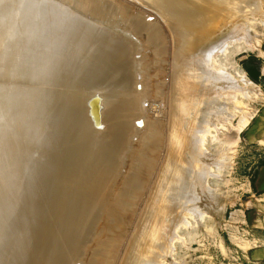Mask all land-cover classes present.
I'll return each mask as SVG.
<instances>
[{"label": "rangeland", "instance_id": "obj_1", "mask_svg": "<svg viewBox=\"0 0 264 264\" xmlns=\"http://www.w3.org/2000/svg\"><path fill=\"white\" fill-rule=\"evenodd\" d=\"M26 1H28V3L30 2V1H33V2H43V3H45V5H49V3H50V6L49 7H51L52 6V8H53V6L55 5L56 7H58L57 6V4L59 5V8H58V10H56V9H53V10H56L57 11V13H58V11H62V14H64V12L65 13H67V15H68V11L67 10H70L69 11V13L71 14V15H77L78 16V18L80 19V21H81V17H82V20H84V17H87V19L86 20H88L89 21V23H88V21H86V20H84V21H81V23H84V22H87L86 23V25L87 26H90V28H91V31L92 32H89V36L91 35L90 33H93V30L92 29H94V31L96 30V31H98V32H100L99 30H97V29H99V28H101L102 26H104V29L106 28L107 30H104L103 29V33H106L107 35H109V37H113V38H118L119 37V35H121L120 37H121V39H120V37H119V39H120V41L122 42V40L125 42L128 38V41H126L125 43H128L129 41H132L131 42V44L133 45V50H134V46L136 45V49L138 48V47H144V48H138V49H141L142 50V53L140 54V52H136V49L134 50L135 52H136V54H133V53H135L133 50H130V52L129 53H131L132 51V53H131V55L132 56H134V58H132V57H130V64H128V65H131V69L130 70H137L138 71V68H139V66H140V68H141V72H136L135 73V78H130L129 76H130V74H131V76H133L134 77V73H132V71L130 72V70H128L129 68L127 67L126 69L129 71V72H126L127 70L126 69H123V71H122V69H121V71H119L120 72V74L121 73H123L124 72V74H125V72H126V75H128V76H125V78H130L131 79V81L129 82V83H127L126 85H128V87H127V89H130V87L132 88L131 90H133L134 91V89H135V92H137V93H135L134 92V94H135V98L137 97H140V98H138L139 99V101L140 102H138V101H133L132 99H131V95H132V92H131V90H130V92L129 91H126L127 93L129 92L130 93V95H129V93H128V96L130 97V100H129V102H128V100H126V99H129V97L126 95V96H123L122 94H124V93H126L125 92V90H124V93H121L120 91L122 90V89H124L125 87H121V89L120 88H116V86H121V85H116V84H114V83H112V82H110V84H108L109 82H107L106 83V81H104L105 83H103V82H101V85H102V87L105 89V90H103L102 88H101V85L99 84V82L97 81L98 79L97 78H95L94 77V75H93V73H91L89 70H86V71H82V70H80L79 69V71H78V69L75 71V72H73L72 74H71V76H69L68 77V80H69V82H68V80H67V82H61L60 84H59V88H58V85H56L57 87V89H58V93H59V97H58V99H56V100H53V99H46V101H44L45 102V104H46V102H49L51 105L48 107L47 106V108H46V110L45 111H41L40 110V106L42 107V108H45L46 106L45 105H43V104H41L40 102H39V97H40V91L38 90V88H37V90L34 88L35 86H36V83L34 84H32V85H34V87L33 86H31V88H27V86H26V83H24L25 84V86L24 87H21L22 88V91H21V95H22V100H21V102L22 101H24V103H23V107H22V113L21 114H19L18 113V119H23V118H25V117H23V116H25V115H28L27 117V119L29 120L28 122H30L31 124H32V122H34V129L37 131V133L39 134V133H41V131H48V133H46L45 135H41L40 134V136H38V134H36L35 136H27V134L29 133L28 131H31V127H29L28 128V125L26 124V125H24V126H22V128L20 127V129L18 128L19 126H17V124H15V123H13V126H14V128H15V134H13L11 137H13L14 139H12V138H10V141H9V148H12V146H14L12 149H14V151H18V150H20V149H22V146L24 147V145H26V146H28L29 145V147H28V149H29V151L32 149H34L33 150V152H32V150L30 151V152H32V153H29V155L26 157V158H24V157H21V158H17V157H19V155L15 158L16 160L14 161L13 159V156H14V154H12L13 152V150L11 149V151H9V150H7L6 152L7 153H5L7 156H6V158H7V161L4 163V167H3V170L1 169V171L0 172H2V171H4L5 172V176H2L3 175V173L4 172H2V178H1V180H0V183H2L1 181H3L4 180V182H6L5 180H7V182H9L10 184H8L9 186H11L12 187V184L14 183L15 184V186L14 187H12L13 188V191H12V196L10 195V190L8 191L7 190V186L8 185H6V183H4V185H6V186H4L3 185V183L2 184H0V193H2V194H0L1 196H0V249L1 250H3L2 252H1V250H0V256H1V258H0V264H37L38 263V261L37 260H39V263L38 264H60V261H62L63 263L62 264H66V261H65V259H67V264H71L72 262H73V264L75 263V264H264L263 263V261H264V218L260 215V211H264V198H261V195H260V193H261V191H257L256 189H255V187H254V181H255V175H256V171H257V168L260 166V165H262V164H264V0H258V1H256V0H251V1H253V2H251L250 0H232V2L233 3H231V2H229V3H231L230 5H232V6H235V8L236 9H238V6L240 7V4L241 3H239V2H242V1H246V2H243V3H247V4H249L248 2H250V4H252V3H254L256 6V9H253V11L251 12V13H249V14H247V15H245L246 16V18H245V16H241L240 18L239 17H234V23H235V25H236V23H241V26H243V27H245V29L244 28H242L241 29V31H239V34H241L242 35V32L244 31V33H243V36H242V38L241 37H239V38H236V39H231V43L229 42V45H228V49H227V51H225L224 52V55H222V54H219V59H217V56L215 57H213V58H216V59H213V62L215 63L214 64V71H215V67H216V72H211V70H212V68H211V70H210V68L209 67H212V66H209L208 68H209V74L210 75H212L211 73H213L214 74V76H216V78H218L219 76V78L221 79L222 77V75H221V71H220V68H221V70L223 71V72H226L225 70H229L230 68H229V66H232V70L230 69L229 71H228V73L226 72V73H222V74H224V76L227 74V76L229 77H227L228 79H229V81H230V84H229V82H228V79L225 81V77H224V80L222 79L221 81L220 80H217V82L216 81H213L212 83H211V81L212 80H207V79H205V77H204V79L206 80V81H208L210 84L207 86V84H208V82H204V80H203V76H204V74H205V72H206V70H207V66H206V70L204 69V73L202 72V68L204 67V65H200V66H203V67H200V69L198 70V71H194V73L196 72V74L197 75H202V79H201V83H200V78H199V80H198V82L199 83H197L196 84V86H195V84H194V82H193V85H194V87L191 89V87L190 86H188L187 87V90L189 89L190 91L189 92H185L186 94H188V96H193V98H192V100H195L196 99V97H197V99H199V100H195L194 102H196V103H194L195 105L197 104V102H198V105L201 107V111H200V108H199V111H197V108L198 107H196V109H195V107H194V104H193V101L191 102H189L188 103V105H185V106H183V107H181L182 108V110L184 109L185 110V114H183V116H182V119H183V117H184V119L183 120H185L184 122H183V120L181 121V122H179L180 124H181V126H184V127H181L180 126V124H178V121H177V119H178V117H176V118H174L173 120H174V122H175V120H176V122L177 123H173V120H171L172 119V117H175V116H172L171 115V117H169L170 116V114H172L173 112V115L174 114H177V112H178V110L176 111V108L178 109V102L177 101H175V100H177L178 99V97L176 98V94H175V96L173 95V93H175V90L177 89L176 87H174V83L176 82V84H177V79H176V77H178V76H176L177 74H180L181 73V71H180V73L178 72L179 71V69L178 70H176V67L177 68H179L178 66H175V61H174V57H175V59H177L178 58V56H176L178 53L180 54V52H182L180 55L182 56V55H184V53H183V51H184V49H182L181 51H179L180 49V47H179V45H178V43L177 42H179V40L181 39V38H183L182 37V33H186V24H187V22H184L185 23V25H183L182 27L184 28V31H182L183 29H182V27L181 28H179L181 25H182V23L183 22H181V24L179 23V27H178V23H177V25H174V27H173V30H174V32L172 33V30H171V32H170V28L168 29V27L167 26H165L166 24H164L165 22L163 21V18H162V16L159 14V12H156L157 10H155L154 8H152L151 6H153V5H151V4H149L150 6H148L147 4H145L144 3V1H143V3L142 2H138V0H123V2H122V0H106L108 3H106L105 2V0H99V1H101V4H102V2L104 1L108 6L106 7L105 6V3H103L104 4V6H105V8H104V6H102V5H100V2H98V0H97V2H96V0H92L91 1V3H89L90 2V0H88V3L86 4V5H84V3H86L87 1L86 0H72V1H74V2H72L71 0H67V1H63V0H61V2H60V0H57V1H54V0H26ZM49 1V2H48ZM52 1V2H51ZM71 1V2H70ZM79 2V4H78V7H77V3ZM93 1H94V3H93ZM109 1H112V3L111 2H109ZM116 1V5L114 4V2ZM121 1V3H122V5H120V3H118V2H120ZM128 1L130 2L129 4L132 6L133 5V7H131L129 4H127L128 3ZM139 1H141V0H139ZM231 1V0H230ZM258 2V4L256 3V2ZM261 1V2H260ZM47 2V3H46ZM53 2H58V3H53ZM77 2V3H76ZM82 2H84L83 4H82ZM95 2H96V4H99V5H97V6H94L93 4H95ZM150 2V1H149ZM52 3H53V5H52ZM60 3H61V5H60ZM71 5H70V4ZM76 4V6H75V4ZM124 3V4H123ZM132 3H134V4H132ZM239 3V4H238ZM65 4L67 5V6H65ZM68 4H69V6H68ZM74 4V5H73ZM84 6H82V5ZM90 4V7L88 6ZM95 4V5H96ZM113 4H114V6H113ZM249 4V5H250ZM260 4V5H259ZM64 7H66V9L65 8H63V6ZM92 5V6H91ZM123 5H124V9H123ZM128 5V6H127ZM79 6L80 7H83V10L84 9H86L87 10V12H89V13H87L86 12V10H82V8H81V10H80V8H79ZM86 6H88V7H86ZM94 6V7H93ZM101 6H102V8H104L105 10V12L104 11H102L103 9H101ZM111 7V9H108V7ZM116 6V10L119 12V14H120V12H122V10H124V12H122L121 14L123 15V16H121V14L119 15V14H115L114 12H116V10L115 9H113L114 11L113 12H111V10H112V8L113 7H115ZM117 6H119V8L117 7ZM122 6V7H121ZM130 6V7H129ZM237 6V7H236ZM56 7H54V8H56ZM61 7V8H60ZM68 7L70 8V9H68ZM71 7H73V8H71ZM75 7H76V9H75ZM99 7V8H98ZM109 7V8H110ZM122 9H121V8ZM127 7L128 8H130V9H127ZM141 9H140V8ZM143 7V8H142ZM14 8V7H13ZM63 8V9H62ZM77 8H78V11H77ZM91 8V9H90ZM97 8L99 9V12H100V14H99V12L98 11H95V10H97ZM128 10H126V9ZM131 8L132 9H135L136 10V13H134L135 12V10H134V12H133V15H131L132 14V12H131V14H130V10H131ZM137 8V9H136ZM231 8H233V7H231ZM233 9V11L235 10L236 11V9ZM261 8V9H260ZM59 9H61V10H59ZM118 9H120V10H118ZM142 9H144L145 11H143ZM202 9H203V7H202ZM66 10V11H65ZM72 10H75L74 12H76V14L74 13V12H72ZM88 10H91V11H88ZM93 10H94V12H93ZM138 10H142L141 12L140 11H138ZM259 10H261V11H259ZM12 11H15V9H12ZM79 11H81L82 12V14L84 13V12H86V14H80V16L77 14V12L78 13H81V12H79ZM127 11V12H126ZM133 11V10H132ZM146 11H147V13H146ZM231 11H232V9H231ZM10 12V11H9ZM91 12V13H90ZM95 12H97V14L95 13ZM103 12V13H102ZM109 13V15H110V13H112V15L111 16H108V13ZM117 12V13H118ZM126 12V13H125ZM138 12H139V14H138ZM143 12V13H142ZM11 13V12H10ZM9 13V14H10ZM60 14H61V12H59ZM74 13V14H73ZM92 13H94V14H96V17H95V15L94 14H92ZM236 13V12H235ZM234 13V14H235ZM255 13V14H254ZM61 14V15H62ZM88 14V15H87ZM92 14V15H91ZM114 14L116 15L115 17H114ZM130 14V15H129ZM136 14H138L139 15V18H137V23H135L134 22V19L136 18V17H138V15H136ZM149 14V15H148ZM82 15V16H81ZM84 15H86V16H84ZM91 17H90V16ZM97 15L99 16H101L102 17V15H104L103 16V18H100V16L97 18ZM118 15V16H117ZM127 16V17H125V16ZM135 15H136V17H135ZM148 15V16H147ZM63 16V15H62ZM61 16V17H62ZM69 16V15H68ZM76 16V17H77ZM109 18H107V17ZM133 16V17H132ZM64 17H67L66 16V14H65V16ZM90 17V18H89ZM112 17H114V20H113V18ZM117 17H118V19H117ZM124 17V18H123ZM128 17H130L131 18V20L134 22H132L131 20H130V18H128ZM149 17V18H148ZM63 18V17H62ZM94 18V19H93ZM95 18L97 19V20H99L100 22L98 23L97 22V20H95ZM100 18V19H99ZM121 18V19H120ZM125 18H127V20H128V22L130 21V23H128L127 21H126V19ZM141 18V19H140ZM245 18V19H244ZM91 19V20H90ZM102 19V20H101ZM104 19H107L106 20V22L104 21ZM112 20V22L111 23H114V21H115V23L117 24V25H115L116 26V29L114 28V26H113V28H114V30L112 29V27H110V21L109 20ZM117 19V20H116ZM123 19V20H122ZM124 19H125V21L126 22H123L124 21ZM142 19L144 20V21H142ZM222 19H224V16H223V18ZM246 19H247V21H246ZM24 20V19H23ZM93 20V21H92ZM121 20V21H120ZM136 20V19H135ZM139 20H141V23L140 22H138ZM227 20V19H226ZM225 20V21H226ZM105 22L104 24H103V22ZM107 21H108V23H107ZM119 21H120V25H119ZM159 23H158V22ZM243 21H244V23H243ZM246 21V22H245ZM21 22V21H20ZM95 22H96V24H95ZM122 22V23H121ZM133 24H132V23ZM145 23V25L143 26V28H142V23ZM148 24H150V25H146L147 23ZM227 22H229V21H227ZM227 22H225V24L223 25V26H227L228 24H227ZM91 23H94V24H92L93 26H91L90 24ZM97 23L98 24H100L101 25V27L99 26V25H97ZM125 25H124V24ZM126 23H128L127 25H126ZM138 23H139V26H137L138 25ZM143 23V24H144ZM153 23H155V26H154V24ZM156 23H158V24H156ZM183 23V24H184ZM190 23V22H189ZM188 23V24H189ZM89 24V25H88ZM105 24H107V26L105 25ZM109 24V25H108ZM129 24H131V25H129ZM135 24V26H133ZM137 24V25H136ZM160 24V25H159ZM188 24H187V28H188ZM246 24V25H245ZM84 25V24H83ZM85 25V26H86ZM96 25H97V29H96ZM112 25H114V24H112ZM129 25V26H128ZM99 26V27H98ZM120 26H123V27H121L122 29L124 28V31L126 30V32H125V34L126 35H124V31L122 30L121 31V29H119L120 28ZM125 26V27H124ZM126 26H128V27H126ZM141 26V27H140ZM148 27V29L146 28V27ZM152 26H154L153 28H152ZM156 26L158 27V28H160V29H157V31H156ZM175 26H176V28L179 30V31H177V29H175ZM118 27V28H117ZM131 27H132V29L135 31V30H137V31H135V32H133V30L131 29ZM135 27H139L141 30V32L140 31H138L139 29H137V28H135ZM167 27V28H166ZM248 27V28H247ZM112 30H111V29ZM135 28V29H134ZM144 28H145V30L146 31H148V32H146V31H144ZM109 29V30H108ZM128 29V30H127ZM130 29V30H129ZM155 31V32H153V30ZM162 29V30H161ZM249 29V30H248ZM111 30V31H110ZM118 30H120L119 31V33H116V32H118ZM143 30V31H142ZM160 31V35H159V37L161 38V39H163V40H161V39H157V38H159V37H157L156 35H158L159 34V31ZM166 30V31H165ZM110 31V32H109ZM114 31H116V32H114ZM127 31H128V33H127ZM152 31V33H153V36H152V34L150 33ZM162 31V32H161ZM175 31H176V33H175ZM247 31V32H246ZM122 32V33H121ZM130 32V33H129ZM131 32H133V33H131ZM137 32V33H136ZM143 32V33H142ZM178 32H182L181 33V37L179 36V34L180 33H178ZM83 33V32H82ZM84 33H86L85 31H84ZM108 33H111V34H108ZM112 33H113V35H112ZM135 33V34H134ZM145 33V35L142 37V34H144ZM149 35V33H150V35L148 36L147 34ZM173 35H172V34ZM174 33H175V35H174ZM236 33H238V31L236 32ZM236 33H234V34H236ZM246 33V34H245ZM249 35H248V34ZM118 36H117V35ZM122 34H123V36H122ZM131 34V36H128V35H130ZM133 34V35H132ZM137 34L139 35V37H141V39L143 38L144 39V41H143V39L141 40L138 36H137ZM154 34H156V35H154ZM169 34V36L167 37L166 35H168ZM170 34H171V36H176L177 35V37H180V39H178V41H176V39L174 38V37H172L171 39H170ZM239 34H236L237 36L239 35ZM83 35V34H82ZM88 35H87V33L86 34H84V36H87L88 37ZM135 35V36H134ZM163 35H165V37L162 36ZM145 36H147V38L148 37H156V38H153V39H155V40H151V39H149L148 38V40H149V42L151 43V45H149L150 43L149 42H147L146 40H147V38L145 37ZM248 36V37H247ZM87 37H86V39H87ZM91 37V36H90ZM125 39V38H127L126 40H124L123 38ZM132 37V38H131ZM150 37V38H151ZM176 37V38H177ZM135 38V39H134ZM141 40H139V39ZM137 39V41H135ZM169 41H168V40ZM151 40V41H150ZM157 40L159 41V42H157ZM170 40H171V42H172V40L174 41V43L172 42V44H171V42H170ZM202 40H204V39H202ZM85 41V40H84ZM83 41V42H84ZM142 42V43H140V44H142V45H138L139 44V42ZM145 41H146V43H145ZM160 41H162V42H160ZM205 41H208V40H205ZM205 41H203L204 43H205ZM135 42V43H134ZM144 42V43H143ZM167 42V43H166ZM202 42V44H204ZM147 43H148V45H147ZM160 43H163V44H160ZM164 43L166 44V46H161V45H164ZM155 44H157L158 46L160 45L161 47H159V48H157L158 46L157 45H155ZM174 44H177V45H175L174 46ZM233 44V45H232ZM137 45H138V47H137ZM144 45V46H143ZM147 45V46H146ZM153 45V48L151 47ZM170 45V46H169ZM147 48H146V47ZM174 46V47H173ZM149 47V48H148ZM155 47V48H154ZM163 47V48H162ZM165 47V48H164ZM175 47H177V48H175ZM200 47H202V45L200 46ZM165 50V51H167V52H163V50ZM172 48V49H171ZM85 49V48H84ZM83 49V50H84ZM143 49H144V51H143ZM151 49V50H150ZM153 49V50H152ZM158 49H160L159 51H157ZM174 49V50H173ZM150 51V53H149V51ZM162 50V51H161ZM170 50V51H169ZM179 52H178V51ZM145 51H146V54H145ZM148 51V52H147ZM152 51V52H151ZM153 51H156V54L158 55V53L160 52V54L161 53H163V55H162V58H160V60L158 59L159 57H161V55L160 56H158L157 57V59L159 60H157L156 61V63L157 64H155V62H154V60H156V54H154L155 52H153ZM169 51V52H168ZM186 51V50H185ZM207 51V50H206ZM82 52V51H81ZM144 52V53H143ZM173 54H172V53ZM176 52V53H175ZM178 52V53H177ZM187 52V51H186ZM166 54V57L164 58V55ZM169 53H170V55H173V56H170L169 55ZM204 53H206V52H204ZM203 53V54H204ZM144 54V56H142ZM151 54V55H150ZM154 54V55H153ZM175 54V55H174ZM178 54V55H179ZM218 54V53H217ZM130 55V54H129ZM142 56V58L140 59V60H142L141 61V63L139 62L140 60H139V58ZM148 55H150V57L152 58V60L153 61H151L150 59V57L148 56ZM169 55V56H168ZM188 55V54H187ZM187 55H185L186 57H188ZM221 55V56H220ZM147 56H148V58H149V60H148V58H147ZM153 56H155V57H153ZM180 56V57H181ZM139 57V58H138ZM143 57H146L145 59H143ZM171 58V59H170ZM190 58V61H191V59H192V61L190 62L188 59ZM189 58H187V60L189 61L188 63H187V61H184L185 63H183L181 66H183V67H180L181 69H182V72L184 73V68H186V65L187 64H189V63H191L190 65H192V62H193V64H195V61H193L194 59H196V58H192V57H189ZM224 58V59H223ZM226 58V59H225ZM134 59V63L132 62V60ZM138 59V60H137ZM162 59H165L164 61L166 62L165 64H167L166 66H165V64H163V65H160V64H158V62H160L161 63V61H162ZM168 59H170V60H168ZM172 59H173V61H172ZM186 58H184L183 60H185ZM138 61V64H135V63H137V61ZM143 60L146 62H143ZM167 60V61H166ZM197 60L199 61L200 59L199 58H197ZM196 60V62L198 63V61ZM216 60V61H215ZM218 60V61H217ZM149 61V62H148ZM229 61V62H228ZM151 62V63H150ZM171 62H173V63H171ZM183 62V61H182ZM151 64L150 66H148V65H146L147 67H143V66H145L144 64ZM162 63H163V61H162ZM218 63V64H217ZM228 63H230V64H228ZM141 64V65H140ZM173 64H174V66H173ZM134 65V66H133ZM156 65V66H155ZM209 65H210V63H209ZM229 65V66H228ZM136 66H138L137 68H136ZM153 66H155V69L153 68ZM162 66H165L164 67V69H162L163 67ZM169 66H171V67H169ZM172 66H173V68H172ZM130 67V66H129ZM136 69H135V68ZM158 67H162V68H158ZM225 67H227V69L225 68ZM134 68V69H133ZM139 68V69H140ZM150 68H151V71H150ZM153 68V69H152ZM156 68H158V70H156ZM168 68V69H167ZM205 68V67H204ZM219 69V71H220V74L218 73V69ZM224 68H225V70H224ZM145 69H147V70H145ZM161 69V70H160ZM172 70V75H170L171 73V70ZM125 70V71H124ZM143 70H145V72L146 73H149V75L151 76H149L148 74H146ZM152 70H156L157 71V73L158 74H160V75H158L159 77H161L160 79L159 78H157V79H155V77L157 76L156 74V71L154 72H152ZM163 70V72L161 73V71ZM167 70V71H166ZM173 70H176L175 72L173 71ZM193 71H192V73H193ZM152 72V73H151ZM166 72V73H165ZM178 72V73H177ZM211 72V73H210ZM47 73H49V72H47ZM51 73H53V71H51ZM58 73H61V77H62V72H61V70H59V72ZM141 73H145V74H141ZM154 75V79L152 78V75ZM155 73V74H154ZM170 73V74H169ZM175 73V74H174ZM193 73V74H194ZM200 73V74H199ZM203 73V74H202ZM216 73V74H215ZM139 74V75H138ZM140 74H141V76H140ZM166 74V75H165ZM174 74V75H173ZM217 74H219V76L217 75ZM74 75H76V76H74ZM137 75V76H136ZM181 75V74H180ZM232 76V77H234L235 79H234V81H232V82H235L236 81V85H232V86H227V85H231V80L233 79H231L230 80V76ZM241 75H243V76H241ZM120 76H122V75H120ZM124 76V75H123ZM144 76V77H143ZM146 76V77H145ZM148 76H149V78L151 79H149L148 78ZM162 76H164V77H162ZM171 76H173L172 78V81H171ZM141 77V81H140V78ZM175 77V78H174ZM241 77V78H240ZM76 78V79H75ZM83 78V79H82ZM137 78V79H136ZM144 78V79H143ZM170 78V79H169ZM244 78H246L247 80H249L250 82H251V84H249V88H251L250 87V85H252V90H253V92L251 91V92H248L249 94H247V91H246V93H245V91L243 90V88H241V87H243V81L241 80V79H244ZM71 79H73V80H71ZM97 79V80H96ZM132 79H134V82L136 83V80H137V84H135L134 82L132 83V84H134L136 87H134L132 84H130L131 82H132ZM136 79V80H135ZM155 80V81H153V80ZM159 79V80H158ZM165 79V80H164ZM175 79V80H174ZM240 79V80H239ZM90 80V81H89ZM144 80H146V81H144ZM162 80H164V81H162ZM169 80V81H168ZM213 80H216V79H213ZM75 81V82H74ZM149 81V82H148ZM157 81V83H151V82H156ZM158 81H160V82H158ZM161 81L164 83H162L161 85H159V86H157L158 85V83L160 84L161 83ZM170 81H171V83H170ZM197 81V80H196ZM196 81H195V83H196ZM204 82V87H203V82ZM219 81V82H218ZM222 81H224V83L222 82ZM242 81V82H241ZM90 83V85L92 86H90L89 85V83ZM145 82V83H144ZM167 82V83H166ZM215 82V83H214ZM103 83V84H102ZM171 84V86H170V84ZM205 83H206V88L207 89H205ZM218 83V85H216ZM220 83V84H219ZM88 84V85H87ZM110 85V86H112V85H116L115 86V88L117 89V90H119L120 89V91H118V93H115L114 91H116V90H113L112 91V95H109V98H107V100L104 98V97H106V94H111V88L113 87H110V89L111 90H109V88L106 86L105 87V85ZM141 84H142V86H144L145 88V90H143L142 88V86H141ZM144 84V85H143ZM153 84H155V85H153ZM175 84V85H176ZM201 84V85H200ZM224 85L225 84V86L223 87V86H221V85ZM23 85V84H22ZM38 85V84H37ZM95 85V86H94ZM148 85H150V86H148ZM241 85V86H240ZM61 86V87H60ZM105 92L104 94H105V96L103 97V95L101 94V92H100V88ZM122 86H124V84H122ZM155 86V87H154ZM156 86H157V88H156ZM173 86V87H172ZM199 86V89L197 88ZM204 88H202V87ZM218 86H220V88H218ZM239 86H240V89H239ZM37 87V86H36ZM40 89H43L44 87L42 86V85H40L39 84V86H38ZM43 87V88H42ZM88 87H90L91 89L92 88H97V89H93V90H91V89H89ZM134 87V88H133ZM213 87V88H212ZM225 87H227V88H225ZM236 87V88H235ZM248 87V86H247ZM68 88V89H67ZM98 88H99V90H98ZM106 88H108V92H106ZM136 88H137V90H139L140 92H138L137 90H136ZM141 88V89H140ZM149 88V89H148ZM152 88V89H151ZM153 88L155 89V90H153ZM159 88V89H158ZM169 88H171V89H169ZM173 88H175V89H173ZM208 88H210V89H208ZM26 89V90H25ZM85 89H89L91 92H94L95 90H97V91H95L97 94H98V96H97V94H96V97L98 98L99 97V104H101L102 102H103V104H105L104 103V101H101V100H105L106 101V103L107 102H109V103H117L115 106L113 105V108H108V110H107V107L108 106H110L109 104H107V106L105 107V105H101L100 107H101V109H105V111H106V113H108L109 114V112H110V114L111 113H113L114 115L117 113V115H115V122L116 123H114V125H112L111 126V124H110V121H109V124L110 125H107L108 124V120H110V116H111V121L113 120L114 121V119H113V117H112V115H110L109 117H107L108 116V114H107V118L106 119H108V120H106L105 118H103L100 122V124L102 125V127H99V126H101V125H99V126H94V123L93 122H90L91 120H89L88 122H87V124H89L90 123V127L91 126H93L94 127V129H93V127H91V128H89L90 130H89V134L90 135H92V133H94L95 132V134L93 135V136H90V137H94L95 135H97V132H99V131H101L102 130V132L100 133V134H98L97 136H95V138L96 139H99V141H102V140H104V141H106L107 140V142H110L111 140H112V138L114 137V135H112V133H117L118 135V138L120 139V137H121V142L118 140V148H117V150L116 151H114V153L112 154V156H111V153H108L107 154V156H105L106 155V153H105V155H104V157H102V156H100V160H102L101 162H105V164L107 165L106 167L108 168V166L110 167L111 165L110 164H112V166H115L114 168H113V170L111 169V171H107L106 169H102V167H104L105 166V164H103V163H97V165H96V163H95V160H92V161H94L93 162V167H92V163L91 162H89V161H91V160H87L86 161V163L88 162L89 163V165L91 164V166H89L90 168H91V170L93 169V170H97V169H99L100 171H105V172H107V173H105L104 174V172H103V175H105V177H103V178H105V180L107 179L108 180V182L111 180L112 182H110V185H108L109 186V189H107V184H109L108 182H104V179H102L101 180V178H102V172H100V173H98V171L96 172L95 171V174H92V172H93V170H92V172H91V176L90 177H92V178H90L88 175V177H85V179H87V180H94L95 178H97L98 176V179L100 178V176H101V178H100V182L101 181H103L104 183H100V184H102V186L101 187H104V190L107 192V194H102V193H105V191L103 190V189H101V191L99 192L98 191V193H101L100 194V196H99V194H98V200H91V195H88V197H86L84 200H82V201H80L81 203H80V206H79V204L78 205H76V203L75 202H78L79 200L78 199H76L75 197H77V195L76 196H74L73 198H70V197H72V196H70L69 194L68 195H58V196H52L51 194H50V192L48 191V189H46V186L50 183V185H51V183H53L54 182V180H53V182L52 181H50V180H48V179H46L45 180V178H44V172L42 171V170H40V169H37V167H38V165L42 162V163H45L46 164V162H47V164L48 163H51L52 162V164H54V158H55V164H54V166H57L58 167V169H56L55 168V170H57V173H58V176H59V174H62V169H64V170H67L65 167H69V166H71L70 168L71 169H68L69 171H64V173H63V177H65V175L67 176V174H68V177H70L71 175V173L72 174H75V172H74V170L77 172L76 174H80L81 172H82V170H87L89 167H87L88 165H86V163H83V166L80 168V166H79V164H78V157H76V156H78V154L75 156L76 158H74V155L76 154V152L78 151V144H81V145H83L82 143H84V145L83 146H86V148H87V146L90 144V143H88L89 141H87L88 140V138H90V137H88L89 136V134L87 135L86 134V136H84V135H81L80 136V134H78V133H76V132H74V129H73V132L74 133H72L71 131L72 130H69L68 132L70 133H68L69 135H71V137L73 136V135H75V137H77V138H73V142L71 141L70 142V144H68L67 142H61V140H59V142H56V140H55V142L54 141H51V139H56V137H57V135H58V131L60 130V126H56L55 124H56V122H58L59 120L60 121H65V122H67L68 120H69V117H68V115L66 116L65 115V113L66 114H69V113H71V112H73V111H75L76 109V107L77 108H79L80 109V107L78 106V102H76V98H78V96L79 97H82L84 94H86V93H88L87 91H86V93H83V92H85ZM114 89V88H113ZM148 89V90H147ZM150 89L152 90V92H150ZM156 89H158V90H156ZM168 89H169V91H168ZM194 89H195V91H194ZM231 89L232 90H234V91H231ZM21 89L18 87V88H15V91L16 92H18V91H20ZM142 90V91H141ZM148 92H147V91ZM201 90V91H200ZM211 90V91H210ZM239 90H240V92L241 93H239ZM255 90V91H254ZM103 91H102V93H103ZM144 91H146V92H144ZM153 91H155V92H153ZM159 91V92H158ZM168 93H167V92ZM205 91V92H204ZM36 93V95H37V97L35 96V95H33V93ZM110 92V93H109ZM144 92V93H143ZM149 92H150V94H149ZM171 92H172V94H171ZM197 92V93H196ZM216 92H217V94H216ZM230 92V93H229ZM232 92V93H231ZM244 92V94H245V96H247V99L246 98H244L243 96H241L242 95V93ZM61 93V94H60ZM99 93H100V95H99ZM121 93V94H120ZM139 93H143L145 96H143L142 97V94L140 95V96H138L139 95ZM146 93H148L147 94V96H146ZM153 93H155L154 95H153ZM166 93V94H165ZM211 95H210V94ZM134 94H133V96H134ZM137 94V95H136ZM199 94V95H198ZM228 94V95H227ZM232 96H230V95ZM235 95V97H234V95ZM102 95V99L100 98V96ZM117 95V97L116 98H113V97H115ZM120 95V96H119ZM125 95V94H124ZM162 95H164V96H166L165 97V99H164V96L162 97ZM167 95H169V96H167ZM171 95H172V98H171ZM61 96V97H60ZM84 96H86V95H84ZM83 96V97H84ZM111 96H113V97H111ZM121 96H123V99L121 98ZM107 97H108V95H107ZM125 97H126V99H125ZM128 97V98H127ZM171 98V100L169 101L168 99L169 98ZM174 97V98H173ZM194 97H195V99H194ZM226 97V98H225ZM231 97V98H230ZM241 99L242 97L244 98V99H241L240 101H239V98ZM115 101V99H118V100H116L115 102L112 100V99ZM122 100H121V99ZM134 98V97H133ZM134 98V100H138V99H135ZM1 100L3 99V96H1V98H0ZM109 99V100H108ZM143 99V100H142ZM145 99V100H144ZM174 99V100H173ZM204 99V100H203ZM210 99V100H209ZM217 99H220L221 100V102L224 100V101H228L229 100V103L226 105V106H228L229 104H230V106H228L229 107V111H230V116L229 115H226V116H228V117H226V116H224V114L222 115L221 113H219V114H214V113H211L209 116H210V118L209 117H207L205 120H203V121H201V118L200 117H198L197 118V116H199V114H200V116L203 114V108L205 107V106H211V105H213V106H215V108L216 109H218L219 107H221L220 105L223 103H221V104H219V102L220 101H218V107H216L217 106V104L216 103H214L215 101L217 102ZM53 100V101H52ZM63 100V101H62ZM111 100V101H110ZM126 101V103H128L127 105H131V107H133V109L131 108V107H127V105H126V103H125V101ZM166 100V101H165ZM168 100V101H167ZM175 101V102H173V101ZM68 103H67V102ZM72 101H75V102H73L75 105H77V106H73V104L71 105V106H73V107H75L74 109L73 108H69V104H70V102H72ZM101 101V102H100ZM118 101H119V104H121V106H123L122 108H120V110L119 109H117V110H114L113 112H112V110L113 109H116V107L117 108H119V107H121V106H119L118 107ZM121 101H123L122 103H120ZM172 101V102H171ZM43 102V103H44ZM138 102V104L139 105H137V104H134V103H137ZM142 102V103H141ZM169 104H168V103ZM170 102H171V104H170ZM200 102V103H199ZM213 102V103H212ZM61 103V104H60ZM125 103V104H124ZM225 103V102H224ZM14 104H15V102L14 101H10L9 103H8V108H10L9 106H11V107H14ZM37 104H38V106H37ZM41 104V105H40ZM63 104V106L61 107V105ZM124 104V105H123ZM177 104V105H176ZM26 107H25V106ZM169 105H170V109H171V111H169ZM176 106V107H174V106ZM182 105V104H181ZM35 106L37 107V108H35ZM51 106H52V108H51ZM70 106V107H71ZM87 106H88V103H87ZM125 106V107H124ZM136 106V109H134V107ZM171 106L173 107V108H171ZM225 106V107H226ZM112 107V106H111ZM129 109L128 111H127V108ZM139 109H138V108ZM141 108V109H140ZM143 108V109H142ZM175 108V111H173V109ZM26 109H27V112H26ZM31 109V110H30ZM73 109V110H72ZM100 109V111H103V110H101ZM109 109H110V111H109ZM125 109H126V113L124 114V112L123 111H125ZM194 109H195V111H194ZM49 110V111H48ZM66 110V111H65ZM123 110V111H122ZM131 110H132V113H133V110H135L134 111V114L136 113V114H138L139 116H141V112H142V117H144V116H146V117H144L145 118V120L147 121V122H150V123H147V125L145 124L146 123V121L145 120H143L144 118H141V117H136V116H134L132 113L131 114H129L130 112H131ZM225 110H226V108H225ZM28 111H30V112H28ZM32 111V112H31ZM77 111H78V109H77ZM105 111L103 112V114H102V116L103 115H105L106 113H105ZM116 111V112H115ZM117 111H120V112H122V113H120V112H117ZM139 111H141V112H139ZM146 111V112H145ZM168 111H169V113H168ZM194 111V112H193ZM36 112V113H35ZM59 112V113H58ZM63 112H64V114H63ZM129 112V113H128ZM143 112H144V116H143ZM201 112H202V114H201ZM190 113V114H189ZM195 113V115H193ZM232 113V114H231ZM25 114V115H24ZM59 114V115H58ZM124 114V115H123ZM29 115H30V117H29ZM36 115V116H35ZM41 115H42V117H41ZM44 115H46V117L44 118ZM113 115V116H114ZM120 115H123V117H127V118H129V122H130V124H127V123H129L128 121H125L124 119H122V117L120 116ZM133 115V116H132ZM77 116V115H76ZM73 117V120L75 121L76 120V118L77 117ZM130 116V117H129ZM156 116V117H155ZM186 116V117H185ZM193 116V117H192ZM221 116V117H220ZM224 116V117H223ZM34 117V118H33ZM104 117V116H103ZM121 117V118H120ZM133 117L134 118H136V119H134L133 120ZM202 117H203V115H202ZM226 117V118H225ZM36 118V119H35ZM40 118V119H39ZM102 118V117H101ZM132 118V119H131ZM196 118H197V120H199V121H201V122H199V124H200V126L202 127V131L200 130V132H198L196 129V131L195 130H193L192 131V133H190L189 134V136L192 138V140H191V138L188 136V133H189V131L187 130V126H188V128L191 126V124L193 125L192 127H194V122H195V120H196ZM78 119V118H77ZM117 119H119V122H117L118 120ZM126 119V118H125ZM133 120V122L132 123H135V125L134 124H132L131 123V120ZM149 119V120H148ZM168 119L169 120H171L172 121V123H171V121H168ZM36 120H37V122H38V124H36L37 122H36ZM42 120V121H41ZM103 120H105L106 121V124H105V121L103 122ZM122 120H123V123H122ZM127 120V119H126ZM141 120V121H140ZM154 122H153V121ZM156 120V121H155ZM197 120H196V122H195V125L198 123L197 122ZM229 120V121H228ZM2 121V120H1ZM7 121L8 120H4V122L6 123V124H4V122L2 121L1 122V124H3V125H7ZM45 121V122H44ZM151 121H152V124H151ZM160 122V124H159V122ZM228 121V122H227ZM41 124H40V123ZM42 122H43V124H42ZM84 123H86L85 122V120L83 121ZM83 122H81V123H83ZM142 122V123H141ZM155 122H157L156 123V129L153 127V124L155 125ZM183 122V123H182ZM189 122H193V123H188ZM226 122H227V124H226ZM231 122V123H230ZM79 123V122H78ZM91 123L93 124V125H91ZM103 123V124H102ZM112 124H113V122H111ZM118 123H120L119 125H116V124H118ZM124 123H126L127 125H128V127H126L125 125H124ZM141 125H140V124ZM144 123V124H143ZM208 123V124H207ZM0 124V125H1ZM40 124V125H39ZM46 124V125H45ZM132 124V125H131ZM136 124H137V127L138 126H142V127H136ZM159 124V125H158ZM169 124L170 125H172V129H171V127L169 126ZM204 124V125H203ZM213 126H212V125ZM216 124V125H215ZM16 125V126H15ZM33 125V124H32ZM48 125V126H47ZM76 125H77V123H76ZM121 125V126H120ZM133 126V130H134V132H131V130L132 129H129V126ZM145 125V126H144ZM176 125V127H177V129H178V125H179V129L177 130L176 129V127H175V130H177V131H179L180 133H178V135H179V137H178V140H177V138L176 139H174L176 136H177V134H175L177 131H173V129H174V126ZM2 126V125H1ZM41 126V127H40ZM42 126H44V127H42ZM104 126H109V127H104ZM110 126H111V129H108V130H111V132L110 131H106V130H104L103 131V129H107V128H110ZM126 127L127 128V130H126V128H124V127ZM130 126V127H131ZM152 126V127H151ZM159 126V127H158ZM169 126V127H168ZM186 126V127H185ZM214 126H215V128H214ZM222 126H225V129H224V127H222ZM4 127V126H3ZM2 127V128H3ZM79 127V124L77 125V128ZM95 127H99V128H101V130L100 129H98L97 130V132H96V128ZM124 128L125 130L124 131H127V132H124L123 130H122V128ZM143 127H145L144 128V130H143ZM148 127H150V128H152V130L149 128V129H146V128H148ZM157 127H158V129L161 131H159V130H157ZM191 127V128H192ZM211 127V128H210ZM213 127V128H212ZM242 127V128H241ZM17 128V129H16ZM53 128V129H52ZM136 130H135V129ZM184 129V131H183V129ZM0 129H1V127H0ZM24 129V130H23ZM42 129V130H41ZM91 129H93V130H91ZM153 129H154V131L155 132H157L158 131V133L156 134L155 132H153ZM170 130V132L171 133H174V134H171L168 130ZM182 129V130H181ZM213 129V130H212ZM214 129H215V131H214ZM216 129H218L217 131H216ZM221 129V130H220ZM16 130H17V132H16ZM51 130V131H50ZM64 131L66 130V129H63ZM142 130V131H141ZM146 130V131H145ZM25 131V132H24ZM38 131H40V132H38ZM90 131H92L91 133H90ZM106 131V132H105ZM136 131H137V133H136ZM140 131V132H139ZM150 131V132H149ZM153 133H152V132ZM167 131H168V133H170V134H168L167 133ZM173 131V132H172ZM209 131V132H208ZM105 132V133H104ZM139 132V133H138ZM141 132H143L144 133V135H143V133H141ZM182 132V133H181ZM183 132H184V139H181V136H182V138H183ZM187 133V135H186V133ZM193 132H195V133H197L198 134V136H200V138H198V136H196ZM203 132V133H202ZM214 132H217L218 133V135H217V137H216V139H212L211 137V135H209V134H213ZM24 133H26V134H24ZM102 133H104L105 134V136H104V134L102 135ZM108 133L110 134L111 133V135H112V138L111 137H109V136H111V135H108ZM121 133V134H120ZM131 133H136V134H131ZM143 135V137H141L142 135ZM145 133H147V134H145ZM155 133V134H154ZM208 133V134H207ZM79 135V136H77V135ZM151 134V135H150ZM152 134L154 135V137H153V139L151 138L152 137ZM170 136V137H168V135ZM215 134V133H214ZM23 135H25V136H27L26 138L24 137L23 139H25L24 140V145H22L21 146V148H19L20 146L18 145V147H17V139H18V137L21 139L22 138V136ZM102 135V136H101ZM107 135V136H106ZM133 135V136H132ZM165 135H166V137H165ZM173 135H176L175 137L173 136ZM191 135H193V136H191ZM194 135H195V137H197V138H195L194 137ZM206 135V136H205ZM36 136H37V138H36ZM98 136L101 138H98ZM148 136H150V138L147 137ZM35 137V138H34ZM45 137V139H47V140H50L49 142H48V144H45V148H46V150H44V153L42 154H40L39 152H38V150L40 149V147H43V146H41V144H40V142L39 141H41V139H43ZM84 137V138H83ZM106 137V138H105ZM108 137V138H107ZM137 137V138H136ZM138 137H141L144 141H142L141 140V138L140 139H138ZM158 139H157V138ZM174 137V138H173ZM185 137H187V138H185ZM103 138V139H102ZM105 138V139H104ZM111 138V140H109ZM135 138H136V140L138 139L139 140V142L140 141H142V142H140V143H137L136 141H135ZM149 140H151L152 139V142H150V141H148L147 139ZM155 138L157 139V141L155 140ZM162 138H164L163 139V141L164 140H167V141H164L165 142V145H164V142L162 141V140H160V139H162ZM171 139V142L173 141L172 140V138L174 139V140H176L175 142L176 143H174V144H172L171 142H170V144H169V142L168 141H170V139ZM23 139H21V141H23ZM27 139V140H26ZM78 139V140H77ZM84 139H87L86 140V142H84L83 140ZM169 139V140H168ZM180 139H181V141L182 142H180ZM187 139H190V141H193V142H191L192 143V145H191V143H190V145L192 146V147H190V148H192V149H190L189 150V145H187L186 144V140ZM194 139V140H193ZM199 140V141H197V140ZM44 140V139H43ZM75 140V141H74ZM80 140H82L81 141V143H79L80 142ZM146 140H147V142H146ZM158 140H160V141H158ZM184 140H185V144L188 146H185L183 143H184ZM12 141H14L13 143H12ZM57 141H58V138H57ZM123 141V142H122ZM128 141V142H127ZM135 141V142H134ZM154 141H156V142H154ZM194 141H195V144H194ZM197 141V142H196ZM205 141V142H204ZM132 142H134V143H132ZM156 143L155 145H153V144H151V143ZM162 142H163V144H162ZM178 142V143H177ZM180 142V143H179ZM15 143V144H14ZM28 143V144H27ZM78 143V144H77ZM88 143V144H87ZM159 143H161L162 145H163V149H161L162 147H161V145L159 144ZM172 145L171 147L173 148V151H172V149H171V147H170V149L167 147L168 145ZM183 145H182V144ZM196 143L198 144L199 143V145H197V146H195L196 145ZM14 144V145H13ZM134 144V145H133ZM140 144V145H139ZM149 144H150V147H154L153 149L152 148H150L149 147ZM157 144H159L160 145V150H159V148L158 149H155V148H157ZM178 146H177V145ZM181 144V145H180ZM201 144V145H200ZM31 145V146H30ZM43 145V144H42ZM153 145V146H152ZM193 145L197 148L198 146H199V149H194L195 147H193ZM36 146H38L37 148H36ZM65 147V149L63 148V150L61 149V147ZM134 146H136V147H134ZM156 146V147H155ZM167 147V149L169 150L168 152H167V150H166V147ZM184 147L183 149H188V151H190V152H188V154L189 153H194L193 154V156L195 155V152L197 153L199 150H201V151H199V155H198V153H197V155L199 156H197V155H195L194 157H196L197 159H198V161L199 162H197V159L196 158H193V156H192V154H190L191 156H189L186 152H185V150H181L182 149V147ZM16 147H17V149H16ZM76 147V148H75ZM141 147V148H140ZM177 147H179V148H177ZM6 148H8V147H6ZM5 148V149H6ZM25 148H27V147H24L23 149H25ZM136 148V149H135ZM151 150H150V149ZM201 148V149H200ZM22 149V150H23ZM120 149V150H119ZM143 149V150H142ZM155 149V150H154ZM165 149V150H164ZM177 150L178 149V151L181 153H178V151H174V150ZM180 149V150H179ZM187 149H186V151H187ZM126 150H128L127 152H126ZM129 150H131V154L129 153ZM158 151V152H156V153H154L153 151ZM171 150V151H170ZM192 150H194V151H192ZM203 150V151H202ZM21 151V150H20ZM36 151V152H35ZM120 151H122V152H120ZM165 151V152H164ZM205 151V153H204V155H202L203 153L202 152H204ZM12 152V153H11ZM70 152V153H69ZM115 152H117V153H115ZM132 152L134 153V154H132ZM146 152V153H145ZM149 152V153H148ZM167 152V153H166ZM171 152L173 153H176V154H174V157H173V160H175L174 162H172L171 161V159H172V157H171ZM202 154H201V153ZM35 153H36V155H35ZM58 153H60V154H58ZM62 153V154H61ZM64 153V154H63ZM126 153V154H125ZM139 153V154H138ZM148 153V154H147ZM169 153V156H168V159L170 158V160H168L167 158H165L164 156L165 155H167ZM74 154V155H73ZM119 154H120V156H119ZM133 155V156H129V155ZM145 154V156L146 157H151V158H147L148 159V163H147V165H146V157L143 159V156L142 157H140V155H144ZM152 154V155H151ZM186 154V155H185ZM12 155V156H11ZM41 155H42V157H49V160H44V159H42L41 158ZM71 155V156H70ZM154 155V156H153ZM183 155V156H182ZM200 155H202L201 157H200ZM10 156V157H9ZM65 156V157H64ZM70 156V157H69ZM113 156H114V158H113ZM154 158H153V157ZM110 157V158H109ZM126 157V158H125ZM138 157H140V159L143 161V162H141L140 160H139V158ZM176 157V158H175ZM183 157H185V158H183ZM216 157V158H215ZM13 158V159H12ZM42 160H41V159ZM45 158V159H46ZM57 158V159H56ZM68 159V161L66 160V159ZM74 159L73 161H76L77 160V163L76 164H78V166H79V168H80V173H78V171H79V168L77 169V167L78 166H76V168H75V166H74V163L75 162H71L72 161V159ZM98 158L99 157H96V160H98ZM102 158V159H101ZM105 158V159H104ZM185 161L184 162V164L186 165L188 162H187V160L188 161H190L189 162V164H191V162H192V165H189L188 167H187V165H186V167H183V164H180V162L182 161V159ZM187 158H190V159H187ZM192 158H193V160L197 163V165H196V163H193V161H191L192 160ZM48 159V158H47ZM64 159V160H63ZM112 159V160H111ZM129 160V162L133 165V166H131V168H130V166L128 165V164H130L129 162H128V160ZM134 159V160H133ZM151 159H153V160H151ZM165 159L166 160H168V161H171V162H169V166H168V163H167V165L166 164H164V161H165ZM178 161H177V160ZM0 160H1V156H0ZM11 160H13L12 162H11ZM32 160V161H31ZM35 160V161H34ZM36 160H38V161H36ZM41 160V161H40ZM66 160V161H65ZM71 160V161H70ZM100 160H98V162L100 161ZM137 160L140 162V163H138L137 162ZM164 160V161H163ZM179 160H180V162H179ZM111 161V162H110ZM112 161H113V163H112ZM122 161V162H121ZM152 161V162H151ZM167 161V162H168ZM14 162V163H13ZM16 162V163H15ZM35 162V163H34ZM65 162V163H64ZM134 162H137V163H135V164H140V166H142L143 164H144V162H145V164L143 165V167L141 168L140 166H138V165H135L134 164ZM151 162V163H150ZM177 162V163H176ZM219 162V163H218ZM9 163V164H8ZM38 163V164H37ZM72 163V164H71ZM94 163H95V166H94ZM110 163V164H109ZM115 163V165H113ZM162 163V164H161ZM166 163V162H165ZM170 163H174V168H173V164H171L170 165ZM181 163H183V162H181ZM199 163L201 164L200 166H201V168H204L203 170L202 169H198L200 172H204L203 173V178H204V175H205V178H204V180L203 181H200V182H203V183H201L202 185H204V182H206V184L204 185V186H202L201 184H199L200 182H198V180H197V182L195 181L196 179H200V175L202 174V173H199L198 172V170H197V172H195V169H197V168H199ZM211 163V164H210ZM13 166L14 165V168L13 167H11V165ZM16 164V165H15ZM63 164V165H62ZM67 164V165H66ZM70 164V165H69ZM130 164V165H131ZM142 164V165H141ZM175 164H176V166H178V164H179V166L180 167H182L183 168V170L186 168H188V170H189V167L191 168V169H193V170H189V173H188V170L187 171H185V173H188V174H186V175H184L185 177H186V179L185 180H182V181H186V183L185 182H182L181 180H179L178 179V177L176 176V178L178 179V180H176V178H175V180H173V181H175V182H173L172 181V179L175 177L174 175H176L175 174V172H176V170L179 168V166L177 167V169H176V167H175ZM193 164H195L196 165V167H194L193 166ZM218 166H220V167H218ZM30 165V166H29ZM50 165V164H49ZM63 167H61V166ZM64 165H65V167H64ZM82 165V164H81ZM129 167L130 169H127V167ZM135 165V166H134ZM160 165V166H159ZM164 165H166V167L164 166ZM184 165V166H185ZM210 167H212V168H210ZM215 165H216V167L217 168H219V170H215L216 168H215ZM16 166V167H15ZM59 166H60V169H59ZM100 168H99V167ZM111 166V167H112ZM122 166V167H121ZM144 166L147 168V169H145L144 168ZM171 166V167H170ZM19 167V168H18ZM21 167V168H20ZM36 167V168H35ZM86 168V169H84V168ZM134 167H139L140 169H138L137 168V170L138 171H134V170H136V168H134ZM166 168L167 170L169 169V167L173 170V172H171V174H170V172H168L167 173V170L165 169V172L163 173V174H167L165 177L162 175V170L161 169H163V168ZM192 167H194V168H192ZM1 168V167H0ZM24 168V169H23ZM75 168V169H74ZM105 168V167H104ZM143 168L145 169L144 171V173L143 172H141L142 170H143ZM13 169H16V171L15 170H13ZM149 169V170H148ZM171 169L169 170V171H171ZM185 169V170H186ZM210 171H209V170ZM9 170V171H8ZM13 170V171H12ZM40 170V171H39ZM70 170H73V172H71ZM90 169H88L87 170V173H89L90 171H89ZM108 170H109V168H108ZM120 170V171H119ZM127 170H129V173H128V171ZM140 170V171H139ZM148 170V171H147ZM161 170V171H160ZM214 170V171H213ZM11 171L13 172V173H11ZM89 171V172H88ZM123 171H125V174H124V172ZM126 171H127V174H126ZM131 171H134V173H132ZM192 171H194L193 173H192ZM215 172V175L216 176H218V177H216L215 175V178H214V176L212 175V177H213V180H212V177L210 178V176H211V173L212 172ZM218 172V175L216 174L217 172ZM65 172L67 173V174H65ZM70 172V173H69ZM84 172V171H83ZM82 172V174H80L81 175V177H84V176H86V174H84ZM110 172V173H109ZM112 172V173H111ZM119 172H120V174L121 175H123V176H121L120 177V174H119ZM139 172H141V173H143L142 175L141 174H139ZM149 172V173H148ZM94 173V172H93ZM134 175V174H136L137 176H138V178L136 177V175H134L135 177L134 178H137V180L138 181H141L140 183L136 180V179H132V178H130V177H132V174ZM151 173V174H150ZM1 174V173H0ZM35 174H37V175H35ZM73 175V176H77L76 178H81L79 175ZM83 174H84V176H83ZM108 176H107V175ZM129 174H131V176L129 177ZM139 174V175H138ZM171 176H170V175ZM191 175V177H192V174H193V176L195 175V174H198V175H195V176H199V177H192L193 179H194V181L196 182H194L193 181V179H191V177H190V179H189V176ZM200 174V175H199ZM213 174V173H212ZM70 175V176H69ZM119 175V177L117 178V176ZM126 175V176H125ZM128 175V176H127ZM145 177H144V176ZM151 175V176H150ZM161 175H162V177H161ZM18 176H19V178H18ZM28 178H27V177ZM43 177V178H41V177ZM71 177V180L69 181V182H71V183H69L68 185V188H69V190L70 189H74V187H76L75 186V184L74 183H77L78 182V179H75V177ZM110 176H112V177H110ZM116 176V177H115ZM125 176V177H124ZM141 176H143L142 178H141ZM155 176V177H154ZM167 176H169V177H167ZM3 177H4V179H3ZM6 177V178H5ZM36 177V178H35ZM62 177V175L60 176V177H58V178H63ZM107 177H109V179L107 178ZM123 177H124V179H123ZM126 177H128V178H130L129 180H128V178L127 179H125ZM140 177V178H139ZM154 177V178H153ZM162 179H161V178ZM40 178L41 179H43V182H42V180H40ZM55 178H56V176H55ZM72 178H74L76 181L74 182V179H72ZM90 178V179H89ZM148 178V179H147ZM158 178V179H157ZM164 178H166V179H164ZM201 178H202V175H201ZM207 178H208V180H207ZM210 178V179H209ZM216 178L218 179V180H216ZM18 179V180H17ZM116 179H120V180H116ZM122 179H123V181L125 182V180H128V181H126L125 182V184H124V182H122ZM143 181H142V180ZM145 179H147V181L145 180ZM163 179L164 180H166V181H164L163 182ZM167 179H168V181L169 180H171L172 181V183H176V184H174L175 185V187L176 186H181L182 184L181 183H185V186H186V188L187 187H190L191 188V185L193 186L192 188H194V185L196 184V186H195V188H194V191H193V189H192V191L193 192H190V191H186L185 192V190H187L184 186H181L182 187V189H184L183 191H184V195H183V192H182V189H181V187L180 188H178V189H176L175 187V189L173 188V186L172 185H170V184H172V183H169V185L167 186ZM184 179V178H183ZM188 179V180H187ZM9 180V181H8ZM37 180V181H36ZM40 180V181H39ZM73 180V181H72ZM95 180H97V179H95ZM160 180H162V181H160ZM202 180V179H201ZM207 180V181H206ZM211 180V181H210ZM11 181V182H10ZM26 181V182H25ZM28 181V182H27ZM50 181V182H49ZM79 181H80V179H79ZM115 181V183H113ZM117 181V182H116ZM120 181V182H119ZM138 182V183H136L137 184V186H135V188L134 189H129V187H131V188H133L132 186L133 185H130V184H133V183H135V182ZM157 181V182H156ZM177 181V182H176ZM190 181H193V182H190ZM13 182V183H12ZM40 182V183H39ZM74 182V183H73ZM131 182V183H130ZM145 182V183H144ZM161 182V183H160ZM187 182H188V184H190V186L187 184ZM208 182V183H207ZM23 183V184H22ZM34 183V184H33ZM48 183V184H47ZM107 183V184H106ZM164 183H166L165 185L167 186H165L164 185ZM193 183V184H192ZM210 183V184H209ZM33 184V185H32ZM37 184V185H36ZM42 184V185H41ZM106 184V185H105ZM111 184L113 185V186H115V187H113V190L115 191L114 192V194L116 193V192H118V193H116L115 195L112 193V192H109V191H113L112 190V188H111ZM122 184H123V186H122ZM152 184V185H151ZM161 184V185H160ZM165 186V188H173L174 190H172V191H174L175 193H176V190H178V191H180V189H181V191L178 193H176V194H182L183 196H181V194H180V196L177 198V197H175V196H178V195H171L173 192L172 191H169V193H171V194H169L168 193V190L166 189L165 190V188L164 189H162V186L163 185ZM199 184V185H198ZM3 185V186H2ZM35 185V186H34ZM120 185V186H119ZM130 185V186H129ZM135 185V184H134ZM139 185H141V186H139ZM159 185H160V189H159ZM184 185V184H183ZM188 185V186H187ZM198 185V186H197ZM206 185H208L209 186V189L212 187V189L209 191V192H212L213 191V189H214V191H213V193H214V195L216 196V199H215V197L212 195V193H209L208 192V187L206 186ZM1 186H2V188H1ZM8 186V189H10L11 187H9ZM37 186V187H36ZM40 186V187H39ZM74 186V187H73ZM117 186H119L118 187V191H117ZM4 187H5V189L7 190H5L4 189ZM33 187H36V188H33ZM43 187H45V188H43ZM71 187V188H70ZM106 187V188H105ZM136 187H138V188H136ZM157 187V188H156ZM204 188L203 190H204V192H206V193H202L201 191H203L202 189L200 190V189H198V188ZM11 188V189H12ZM17 189V192L16 193H18V194H16L15 192H14V190H16ZM30 188V189H29ZM39 188V189H38ZM43 188V189H42ZM125 188L126 189H129V190H126L125 191ZM190 188H188V190L190 189ZM205 188H206V190H205ZM1 189H4V190H1ZM107 189V190H106ZM111 189V190H110ZM157 189V190H156ZM40 190V191H39ZM45 190H46V193H45ZM98 190H100V188H98ZM161 190H164L166 193H164L163 191H160ZM216 190V191H215ZM3 191V192H2ZM4 191H6V192H4ZM23 193H22V192ZM36 191H38V192H36ZM43 191H44V194H43ZM62 191H64V190H62ZM67 191V190H66ZM122 191H125V192H122ZM155 191H157V192H155ZM159 191V192H158ZM7 192H8V194H9V198H10V200L9 201H7L8 199H7V197H8V195H7ZM14 192V193H13ZM34 192V193H33ZM40 192L42 193V195L40 194ZM48 192H49V194H48ZM65 192V191H64ZM129 192V193H128ZM162 192H163V194H162ZM188 192V193H187ZM189 192L191 193V195H192V193L194 194V193H196L195 194V196L193 197L194 199H196L197 198V200H194V201H192L191 202V200L193 199H191V195L190 196H188L189 195ZM4 193H6V196H4L3 198H2V196H3V194ZM69 193V192H68ZM112 193V195H110ZM120 193V194H119ZM122 193V194H121ZM15 194V195H14ZM21 194H23V196L21 195ZM128 194V195H127ZM139 196H138V195ZM153 194V195H152ZM156 194H157V196H156ZM185 194H188L187 195V197H190L189 198V200L187 199V197H186V195ZM14 195V196H13ZM18 195V196H17ZM101 195H102V197H101ZM111 196L110 198H109V196ZM137 195V196H136ZM155 195V196H154ZM169 195H171V196H169ZM15 196H16V198H15ZM23 198H22V197ZM25 196V197H24ZM32 196H33V198H32ZM40 196H45L44 198L45 199H43V197H42V199H41V197ZM48 196V197H47ZM62 196V197H61ZM91 196V197H90ZM105 196V197H104ZM108 196V197H107ZM114 196L116 197V198H114ZM120 196V197H119ZM129 196V197H128ZM166 196V197H165ZM168 196V197H167ZM197 196V197H196ZM213 197V199H212V197ZM62 198L63 200H59V198ZM66 197V198H65ZM108 199H107V198ZM138 197V198H137ZM173 197H175V198H173ZM180 197H182L181 199H180ZM14 198V199H13ZM27 198L28 199H31L32 201H31V204H30V202H29V204H30V206H29V204H27ZM49 198H50V200H49ZM90 198V200H88ZM168 198H170V199H168ZM173 198V199H172ZM185 198V199H184ZM2 199V200H1ZM4 199V200H3ZM16 199V200H15ZM20 199V200H19ZM24 199H25V201H24ZM33 199H35V201L38 203H35V201L33 200ZM48 199V200H47ZM127 201H126V200ZM129 199V200H128ZM182 199H184V200H182ZM198 199H199V201H198ZM218 199V200H217ZM41 202H40V201ZM69 200H71V202H69ZM101 200H102V202H101ZM104 200V201H103ZM109 202H108V201ZM120 200V201H119ZM124 200V201H123ZM217 200V201H216ZM5 201H7V204L9 205L8 207H7V209H6V202ZM53 203H52V202ZM57 201V202H56ZM58 201H59V203H58ZM62 201V202H61ZM64 201V202H63ZM72 201H74V202H72ZM90 201V202H89ZM105 201H107V202H105ZM170 201V203H168ZM183 203H182V202ZM184 201H185V203H184ZM189 201L191 202V203H189ZM196 201V202H195ZM4 202V203H3ZM9 202V203H8ZM11 202V203H10ZM20 202V203H19ZM43 202V203H42ZM61 202V203H60ZM67 202H68V204H67ZM88 202V203H87ZM92 202L94 203V202H96V203H94V204H92ZM104 202V203H103ZM126 202V203H125ZM129 202V203H128ZM180 202V203H179ZM187 202L189 203L188 204V207L189 208H187V209H189V211H190V209H192L190 212H191V214L189 215L188 214V212L189 211H187L186 210V207H187ZM14 203V204H13ZM23 203H26L28 206H25L26 204H24L23 205ZM43 205H41V204ZM49 203H52V204H49ZM75 203V204H74ZM98 203V204H97ZM106 203V204H105ZM111 203V204H110ZM116 203V204H115ZM128 203V204H127ZM137 203V204H136ZM166 203H168V205L166 204ZM182 203V204H181ZM4 204H5V206H4ZM57 204V205H56ZM59 204V205H58ZM66 204V205H65ZM81 204H83V205H81ZM97 204V205H96ZM114 204V205H113ZM166 205V206H168V209H169V204H171V206H170V208H171V210H169L168 211V209H167V207L166 206H162V205ZM179 204H180V206H179ZM186 206H184V205ZM195 205V204H198L197 206H194V207H196V211H198L199 213H201V214H197L198 212H196V213H194L195 212V210L193 209V207H191L190 208V206L189 205ZM19 205H21V206H19ZM46 205V206H45ZM51 205V206H50ZM53 205H54V207H53ZM65 205V206H64ZM72 205H74V207L72 206ZM78 206V209H77V207L76 206ZM93 205H96L95 207H93ZM105 205V206H104ZM119 205V206H118ZM173 205H174V207H173ZM57 206V207H56ZM82 206V208H80ZM84 206H86V208H84ZM129 206V207H128ZM132 206V207H131ZM166 207L165 209H167V210H165V213H164V211L162 210V207ZM185 207V209H184V207ZM22 207V208H21ZM26 207V208H25ZM36 207V208H35ZM47 207V209H45ZM53 207V208H52ZM62 207H64V208H62ZM69 207V208H68ZM183 207V208H182ZM200 207V208H199ZM43 208V209H42ZM48 208H49V214H47V213H44V212H41V211H46L47 210V212H48ZM54 208H55V210H54ZM58 208V209H57ZM59 208H62L61 209V212H60V209ZM94 208V210L92 211V209ZM96 208V209H95ZM99 208V209H98ZM123 208V209H122ZM125 208V209H124ZM199 208V209H198ZM35 209V210H34ZM57 209V210H56ZM66 210V211H64V210ZM68 209V210H67ZM82 209V210H81ZM101 209V210H100ZM164 209V208H163ZM198 209V210H197ZM26 210V212H24V211ZM34 210V211H33ZM51 210H52V212H53V214H52V212H51ZM54 210V211H53ZM74 210H76L77 212H75ZM88 210V213L86 212ZM97 210H99V211H97ZM104 210V211H103ZM202 210V211H201ZM204 210V211H203ZM19 211V212H18ZM63 211V212H62ZM68 211V212H67ZM81 211V212H80ZM83 211H85V212H83ZM89 211H90V213H89ZM133 213H132V212ZM166 211H168V212H166ZM192 211H194L193 213H192ZM32 212V213H31ZM73 212H75V214H73ZM83 212V213H82ZM103 212V213H102ZM203 212V213H202ZM14 213V214H13ZM16 213V214H15ZM27 213V214H26ZM67 213V214H66ZM80 213V214H79ZM81 213L83 214V216L81 215ZM109 213V214H108ZM114 214L115 213V215H112L111 216V214ZM3 214V215H2ZM24 214H26V217H28V218H26L25 216H24ZM34 214H36V215H34ZM55 214V215H54ZM63 214V215H62ZM69 214V215H68ZM70 214H72V215H70ZM79 214V216H77ZM93 214V215H92ZM95 214V215H94ZM105 214V215H104ZM199 215V216H196V215ZM23 215V216H22ZM28 215V216H27ZM33 215V216H32ZM48 217H47V216ZM54 215V216H53ZM81 215V216H80ZM197 217V218H195V216ZM200 215H201V217H203V218H200ZM21 218V221H20V218ZM35 216V217H34ZM39 216V217H38ZM50 216V217H49ZM76 216V217H75ZM90 217V219L88 220V218ZM92 216V217H91ZM99 216V217H98ZM23 217V218H22ZM47 217V218H46ZM54 217V218H53ZM64 217H66V218H64ZM79 217V218H78ZM86 217H88L87 219H84V218H86ZM96 219H95V218ZM113 217V218H112ZM193 217V218H192ZM198 217L200 218V220L201 221H199L198 220ZM5 218V219H4ZM31 218V219H30ZM35 218V219H34ZM48 218H49V220H48ZM51 218H53V219H51ZM55 218H56V220H55ZM81 218V220L79 221V222H76V220L78 221V219H80ZM115 218V219H114ZM263 218V219H262ZM16 219V220H15ZM19 219V220H18ZM40 219V220H39ZM41 219L43 220V221H41ZM59 221H58V220ZM63 219V220H62ZM70 219V220H69ZM118 219V220H117ZM157 219V220H156ZM18 220V221H17ZM37 220V221H36ZM90 220H92L91 222H90ZM95 222H94V221ZM197 220V221H196ZM14 221H15V223H14ZM16 221H17V223H16ZM23 221V223H22V225L23 226H21V222ZM46 221V222H45ZM84 221H86V222H84ZM90 222V223H92V224H90V223H88V222ZM116 223H115V222ZM2 222V223H1ZM20 222V223H19ZM27 222V223H26ZM32 222V223H31ZM38 222V223H37ZM55 222V223H54ZM60 222V223H59ZM84 222V223H83ZM181 222V223H180ZM185 222V223H184ZM9 223V224H8ZM35 223V224H34ZM47 223H48V225H47ZM51 223V224H50ZM80 223V224H79ZM95 223V224H94ZM165 223V224H164ZM12 224V225H11ZM20 225L19 227H15V226H17V225ZM34 224V225H33ZM157 224H160V225H158V226H156ZM15 225V226H14ZM36 225H37V227H36ZM44 225H46V227L44 226ZM53 225V226H52ZM60 225V226H59ZM65 225V226H64ZM74 225V226H73ZM88 225V226H87ZM113 225V226H112ZM179 225V226H178ZM12 226V227H11ZM28 226H30V227H28ZM33 226H35V227H33ZM39 226V227H38ZM40 226H42V227H40ZM70 226V227H69ZM72 226V227H71ZM185 226V227H184ZM22 227L24 228V229H22ZM56 227V228H55ZM67 227V228H66ZM78 227V228H77ZM155 227H157L156 229H155ZM161 227V228H160ZM17 228H19V229H17ZM31 228V229H30ZM38 228H40V229H38ZM42 228H44V229H42ZM71 228V229H70ZM83 228V229H82ZM87 228H91L90 230L89 229H87ZM155 229V231H157V232H155L154 231V229ZM160 228V229H159ZM26 229V230H25ZM42 229V230H41ZM47 229V230H46ZM68 230V231H65V230ZM76 231H74V230ZM79 229V230H78ZM159 229V230H158ZM165 229V230H164ZM18 230V231H17ZM22 230V231H21ZM44 230V231H43ZM60 230V231H59ZM64 230V231H63ZM71 230V231H70ZM83 230V231H82ZM102 230V231H101ZM6 231V232H5ZM46 231V232H45ZM81 231V232H80ZM97 231V232H96ZM27 232V233H26ZM66 232V233H65ZM69 232V233H68ZM77 232H79V233H77ZM102 232V233H101ZM114 232V233H113ZM152 232H153V234H152ZM18 233V234H17ZM35 233V234H34ZM47 233V234H46ZM50 233V234H49ZM58 233V234H57ZM65 233V234H64ZM76 233V234H75ZM80 233H82V235L80 234ZM155 233V234H154ZM44 234V235H43ZM72 234H73V237H75V239L74 238H72ZM97 234V235H96ZM148 234H151V236H154L153 238H154V240L157 238L158 240H159V242H163V243H165V244H163V243H160L158 246L156 245V247H157V249L159 248H161L160 250L158 249H156V247L153 249L154 251H155V253L156 254H153V255H155L154 257H153V255L151 256V257H149V255L146 253V247H145V245L143 244V242H142V244H141V238H143L144 236H148ZM38 235V236H37ZM52 235V236H51ZM54 235L56 236H58V235H60L59 236V238L58 237H54ZM69 235V236H68ZM75 235V236H74ZM76 235H77V238H76ZM87 235V236H86ZM41 236V237H40ZM43 236V237H42ZM48 236V237H47ZM50 236V237H49ZM78 236L79 237H81L80 239H78ZM84 236H86V237H84ZM156 236V237H155ZM20 239H19V238ZM28 237V238H27ZM71 237V238H70ZM102 237V238H101ZM104 237V238H103ZM113 237V238H112ZM7 238V239H6ZM14 238V239H13ZM49 238V239H48ZM53 238V239H52ZM54 238L56 239V240H54ZM64 238H66V239H64ZM69 238V239H68ZM4 239V240H3ZM26 239V240H25ZM31 239H33V240H31ZM43 239V240H42ZM48 239V240H47ZM50 239H52V240H50ZM58 239H60V243H61V245H57L56 247H55V244H57V242H58V244H60L59 243V240ZM63 239V240H62ZM82 239V240H81ZM92 239V240H91ZM6 240V241H5ZM12 240V241H11ZM35 240V241H34ZM45 240H46V242H45ZM54 240V241H53ZM62 240V241H61ZM76 242H75V241ZM79 240H81V241H79ZM157 240V241H158ZM161 240V241H160ZM14 241V242H13ZM23 241V242H22ZM26 241H27V243H26ZM30 241V242H29ZM42 242V244L41 243H39V242ZM49 241V242H48ZM51 241H53V243H55L54 244V247H52V245H53V243H51L50 244V242ZM57 241V242H56ZM72 241V242H71ZM10 242V243H9ZM20 242V243H19ZM22 242V243H21ZM32 242V243H31ZM65 243V245H64V243ZM70 242V243H69ZM73 242H75V244H76V246H74L75 244L73 243ZM91 242H93V243H91ZM4 243H6V244H4ZM72 243H73V245H72ZM79 243V244H78ZM35 246H34V245ZM141 244V245H140ZM165 246V251H164V246ZM12 245V246H11ZM15 245H17V246H15ZM22 245V246H21ZM28 245V246H27ZM47 245V246H46ZM62 245H63V247H62ZM15 246V247H14ZM45 246V247H44ZM50 246H51V248L55 251H53V250H51L50 249ZM69 246V247H68ZM73 248V246H74V250L75 251H73V249L71 248V247ZM28 247V248H27ZM29 247H30V249H29ZM32 247H33V249H32ZM41 247L43 248V249H41ZM60 247H61V249H63V251L60 249ZM98 247V248H97ZM118 247V248H117ZM166 247H167V250H166ZM11 248V249H10ZM16 248V249H15ZM56 248H58V249H56ZM65 248H70V250L68 249V251H66L65 250ZM84 248H86V249H84ZM97 248V249H96ZM138 248V249H137ZM71 249H72V251H71ZM89 249H90V251H89ZM143 249H144V251H143ZM33 250V251H32ZM37 250V251H36ZM41 250H43V252H45V253H47V254H45V253H43ZM58 250V251H57ZM158 251V253H157V251ZM13 251H16V252H14L15 253V255H14V253H13ZM29 251V252H28ZM35 251V252H34ZM50 251H53V252H51L50 253ZM64 251H65V253H64ZM162 253H161V252ZM4 252H6V253H4ZM10 252V253H9ZM24 252V253H23ZM69 252V253H68ZM26 253V254H25ZM60 253V254H59ZM64 253V254H63ZM143 253V254H142ZM5 254L7 255L6 257H5ZM17 254V255H16ZM18 254H20V255H18ZM22 254V255H21ZM44 254V255H43ZM65 254H71L70 256H66ZM91 254V255H90ZM159 256H158V255ZM12 255V256H11ZM46 255V256H45ZM48 255V256H47ZM59 256L61 259H59V257H55V256ZM61 255V256H60ZM11 256V257H10ZM38 256H39V259H38ZM51 256H54V258H52ZM75 256V257H74ZM14 257V258H13ZM19 257V258H18ZM21 257V258H20ZM69 257H70V259H69ZM98 257V258H97ZM100 257H102V258H100ZM3 258V259H2ZM6 258V259H5ZM10 258V260H8ZM18 258V259H17ZM44 258V259H43ZM48 259V261H47V259ZM49 258H51V259H49ZM57 258V259H56ZM62 258H64V259H62ZM72 258V259H71ZM150 258V259H149ZM152 258V259H151ZM161 258V259H160ZM25 259V260H24ZM35 259V260H34ZM37 259V260H36ZM53 259V260H52ZM54 259H56L57 261H59V262H57V263H55L56 262V260H55V262H54ZM59 259V260H58ZM154 259V260H153ZM157 259V260H156ZM5 260V261H4ZM8 260V261H7ZM13 260V261H12ZM46 260V261H45ZM69 260V261H68ZM78 260V261H77ZM84 260V261H83ZM138 260V261H137ZM150 260H151V262H150ZM156 260V261H155ZM50 261V262H49ZM64 261H65V263H64ZM123 261V262H122ZM140 261V262H139ZM155 261V262H154ZM2 262V263H1ZM15 262H17V263H15ZM22 262V263H21ZM24 262H26V263H24ZM37 262V263H36ZM52 262V263H51ZM87 262V263H86ZM127 262V263H126ZM139 262V263H138Z\"/></svg>", "mask_w": 264, "mask_h": 264}, {"label": "bare ground", "instance_id": "obj_2", "mask_svg": "<svg viewBox=\"0 0 264 264\" xmlns=\"http://www.w3.org/2000/svg\"><path fill=\"white\" fill-rule=\"evenodd\" d=\"M54 1H57V0H54ZM63 1H67V0H63ZM69 1V0H68ZM67 1V2H68ZM72 1V0H71ZM70 1V2H71ZM79 1V0H78ZM77 1V2H78ZM83 1V0H82ZM87 2L86 3H84V2H82V4L84 3V5H86L87 3H88V0H86ZM91 1L92 0H90V2L89 3H91ZM119 1V0H118ZM144 1V3L145 4H147L148 6H150L149 4H151V5H153V6H151L152 8H154L155 10H157L156 12H159V14L162 16V18H163V21L165 22L164 24H166L165 26H167L168 27V29L170 30V32H171V30H172V33L174 32V30H173V27H174V25H177V23L179 22L180 24H181V22H187V24H188V28H187V24L185 25V23L183 24L182 23V25L180 26L179 25V23H178V27L179 28H181L183 25H185L186 27V33H182V37L183 38H181L180 39V35H181V33L180 32H178V33H180L179 34V36L180 37H177V35L174 37V36H171V34H170V39L172 38V37H174L175 39H176V41H178V39H180L179 40V42H177L178 43V45H179V51H181L182 49H184V51H183V53H184V55H180L182 52H180V54L178 55H176V56H178V58L177 59H175V57H174V61H175V66H178L179 68H177L176 67V70H178L179 69V73H180V71H181V75L180 74H177L176 76H178V77H176V79L178 80L177 81V84H176V82L174 83V87H176L177 89L175 90V93H173V95L175 96V94L177 95L176 96V98L178 97V99L177 100H175V101H179L178 102V109L176 108V111L178 110V112H177V114H174L173 115V113L172 114H170V116L169 117H171V115L172 116H175V117H172V119L171 120H173L174 118H176V117H178V119H177V121H178V124H180L179 122H181L183 119H184V117H183V119H182V116H183V114H185V110L183 109L182 110V108L181 107H183V106H185V105H188V103L191 101H193V104L194 103H196V102H194L195 100H199V99H197V97H196V99H195V97H194V99L195 100H192V98H193V96L191 95V96H188V94H186L185 92H189L190 90L188 89L187 90V87L188 86H190L191 87V89L194 87V85H193V82H194V84H195V86H196V84L197 83H199L198 82V80H199V78H200V83H201V77H202V75L200 74V75H197L196 74V72L194 73V71H198L199 69H200V67H203V66H200L201 64L202 65H204V67L202 68V72L204 71V69L206 70V66H207V70H206V72H205V74H204V76H203V80H204V82H208V81H206L205 79H207V80H212L211 81V83L213 82V81H216L217 82V80H224V77L226 78L225 79V81L229 78L228 76H227V74L224 76V74H222V73H228V71L231 69L232 70V66H229V70L227 71V70H225V68L227 69V67H225L224 68V70L226 71V72H223L222 70H221V68H220V71L222 72L221 73V79L219 78L220 76H219V74H220V71H219V69H218V73L219 74H217L219 77L218 78H216V76H214V74L213 73H211V72H213L214 71V64L216 63H214L213 62V59H216V58H213L214 56L216 57L217 56V59H219V54H222V55H224V52L225 51H227V49H228V45H229V42L231 43V39L233 38V39H236V38H239V37H241L242 38V36H243V33H244V31L242 32V35L241 34H239V31H241V29L242 28H244L245 29V27H243V26H241V23H236V25H235V23H234V17H241V16H245V15H247V14H249V13H251L252 11H253V9H256V5L254 4V3H252V4H250V2H248L249 4H245V3H243V2H246V1H242V2H239V3H241L240 4V7L238 6V9H236L235 8V6H232V5H230L231 3H233L232 2V0L230 1V0H143ZM143 1L141 0V1H139L138 0V2H142L143 3ZM150 1V2H149ZM235 1V0H234ZM238 1V0H237ZM251 1V0H250ZM254 1V0H253ZM253 1H251V2H253ZM256 1H258V0H256ZM255 1V2H256ZM49 2V1H48ZM52 2V1H51ZM60 2H61V0H60ZM72 2H74V1H72ZM76 2V3H77ZM96 2H97V0H96ZM96 2H95V4H96ZM98 2H100V5H102V6H104V4L103 3H108L106 0H105V2L103 1L102 2V4H101V1H99L98 0ZM97 2V3H98ZM109 2H111L112 3V1H109ZM122 2H123V0H122ZM131 2V1H130ZM129 1H128V3L127 4H129L130 3ZM229 2H231V3H229ZM261 2V1H260ZM47 3V2H46ZM54 4L55 3H58V2H53ZM53 3H52V5H53ZM93 3H94V1H93ZM105 3V6L107 7L108 5ZM118 3H120V5H122V3H121V1L120 2H118ZM143 3V4H144ZM149 3V4H148ZM238 3V4H239ZM257 4H258V2H256ZM59 4V3H58ZM57 4V6L58 7H56L55 5L53 6V8H52V6L51 7H49L50 6V3H49V5H45V3H43V2H33V1H30L29 3H28V1H26V0H0V98H1V96H3V99L1 100L0 99V124H1V122L3 121L4 122V120H8L7 121V125H3V124H1L0 125V127H1V129H0V156H1V160H0V171H1V169L3 170V167H4V163L7 161V158H6V156L9 154H5V153H7L6 151L7 150H9V151H11V149L14 147V146H12V148H9V141H10V138H12V139H14L13 137H11L13 134H15V128H14V126H13V123H15V124H17V126H19L18 128L20 129V127L22 128V126H24V125H28V128L29 127H31V131H28L29 133L27 134V136H35L36 134H38L37 133V131L34 129V122H32V124L30 123V122H28L29 120L27 119L28 117V115H25V116H23V117H25V118H23V119H18V113L19 114H21L22 113V107H23V103H24V101H22L21 102V100H22V95H21V91H22V88L21 87H24L25 86V84L24 83H26V86H27V88H31V86H33L34 87V85H32L33 83L35 84L36 83V86L34 87L36 90H37V88H38V90L40 91V97H39V102L41 103V104H43V105H45L46 107L45 108H42L41 106H40V110L43 112V111H45L46 110V108H47V106L49 105H51L49 102H46V104H45V102L44 101H46V99H53V100H56V99H58V97H59V91H58V89L56 88L57 86L56 85H58V88H59V84L61 83V82H67V80H68V77L69 76H71V74L73 73V72H75L77 69H78V71H79V69L80 70H82V71H86V70H89L91 73H93V75H94V77L95 78H97L96 80L99 82V84L101 85V82H103V83H105L104 81H106V83L107 82H109L108 84H110V82H112V83H114V84H116V85H121L120 87L119 86H116V88H120L121 89V87H125L124 89H122L121 91H120V89L119 90H117L116 88H115V86L114 85H112V86H110V85H105V87L107 86L108 88H109V90H111L110 92H111V94H106V97H104L105 96V92L103 91V90H105L103 87H102V85H101V88L103 89H101L99 86V88L101 89L100 90V92H101V94L103 95V97L107 100V98H109V95H112V91L113 90H116V91H114L115 93H118V91H120L121 93H124V90H125V92L126 91H129L130 92V90L132 89L131 87H130V89H127V87H128V85H126L127 83H129L130 81H131V77L132 78H135V73L136 72H141V68H140V66H139V68H138V71L136 70H130L131 69V65H128V64H130V57H132V58H134V56H132L131 55V53L136 49V45L134 46V50H133V43L131 44V42L132 41H129L128 43H125L126 41H128V39L127 38H123L124 36H123V34H122V38L124 39V40H126L125 42L122 40V42L120 41V39H121V35H119V37H120V39H119V37L118 38H113L112 36L111 37H109V35H107L106 33H103L104 31H103V29H104V26H102L101 27V25L100 24H98L100 21L99 20H97L96 18H95V20H97V25H99L101 28H99V29H97V25H96V29L97 30H101L102 28V30L100 31V32H98V31H94V29H92L93 30V33H90L91 35V37L88 35L89 34V32H92L91 31V28H90V26H87L86 25V23L87 22H84V23H81V21H84V20H86L87 19V17H84V20H82V17H81V21H80V19L78 18V16L77 15H71L70 13H69V11L70 10H67L68 11V15H67V13H65L64 12V14H62V11H58V13H57V11L56 10H58V8H59V5ZM70 4V3H69ZM69 4H68V6H69ZM75 4V3H74ZM73 4V5H74ZM78 4H79V2L77 3V7H78ZM81 4V5H82ZM92 4V3H91ZM93 4L94 6H97V5H99V4ZM109 4V3H108ZM114 4L116 5V1L114 2ZM114 4H113V6H114ZM124 4V3H123ZM132 4H134V3H132ZM60 5H61V3H60ZM71 5V4H70ZM99 5V6H100ZM110 5V4H109ZM130 5V4H129ZM260 5V4H259ZM63 6V5H62ZM65 6H67L66 4H65ZM75 6H76V4H75ZM83 6V5H82ZM89 7H90V4L88 5ZM88 6H86V7H88ZM92 6V5H91ZM93 6V7H94ZM102 6H101V9H103L102 11H104L105 9V6H104V8H102ZM111 6V5H110ZM109 6V7H110ZM128 6V5H127ZM131 6V5H130ZM129 6V7H130ZM256 6V7H255ZM14 7V8H13ZM54 7H56V8H54ZM70 7V6H69ZM68 7V9H70ZM84 7V6H83ZM83 7H80L79 6V8H80V10H81V8H82V10H83ZM108 7V9H111V7L109 8ZM118 8H119V6H117ZM122 7V6H121ZM120 7V8H121ZM131 7H133V5L131 6ZM202 7H203V9H202ZM231 7H233V8H231ZM237 7V6H236ZM61 8V7H60ZM63 8H65L66 9V7H64L63 6ZM62 8V9H63ZM71 8H73V7H71ZM99 8V7H98ZM97 8V10H95V11H98L99 12V9ZM134 8V7H133ZM140 8V7H139ZM143 8V7H142ZM236 9V11L234 10L233 11V9ZM258 8V7H257ZM12 9H15V11H12ZM53 9H56V10H53ZM75 9H76V7H75ZM87 9V8H86ZM86 9H84V10H86ZM91 9V8H90ZM113 9H115L116 10V6L115 7H113L112 8V10H111V12H113L114 10ZM122 9V8H121ZM123 9H124V5H123ZM126 9V8H125ZM127 9H130V8H128L127 7ZM126 9V10H127ZM137 9V8H136ZM141 9V8H140ZM231 9H232V11H231ZM261 9V8H260ZM59 10H61V9H59ZM83 10V11H84ZM118 10H120V9H118ZM133 10V11H132ZM134 10L135 9H132L131 8V10H130V14H131V12H132V14L131 15H133V12H134ZM143 11H145L144 9H142ZM141 10V11H142ZM11 13H10V12ZM66 11V10H65ZM75 10H72V12H74ZM77 11H78V8H77ZM88 11H91V10H88ZM106 11V10H105ZM104 11V12H105ZM121 11V10H120ZM128 11V10H127ZM126 11V12H127ZM138 11H140V10H138ZM140 11V12H141ZM255 11V10H254ZM253 11V12H254ZM259 11H261V10H259ZM59 12H61V14L63 15H61ZM79 12H81V11H79ZM86 12H87V10H86ZM86 12H84L83 14H86ZM93 12H94V10H93ZM101 12V11H100ZM100 12H99V14H100ZM118 11L116 10V12H114L115 14H119V12L117 13ZM122 12H124V10H122ZM122 12H120V14L122 13ZM125 12V13H126ZM236 12V13H235ZM10 13V14H9ZM75 14H76V12H74ZM73 13V14H74ZM87 13H89V12H87ZM91 13V12H90ZM96 14H97V12H95ZM103 13V12H102ZM108 13V12H107ZM134 13H136V10H135V12ZM143 13V12H142ZM146 13H147V11H146ZM235 13V14H234ZM65 14H66V16L67 17H64L65 16ZM77 14L80 16V14H82V12L81 13H78L77 12ZM82 14V15H83ZM92 14H94V13H92ZM91 14V15H92ZM96 14H94L95 15V17H96ZM114 14V17L116 16ZM119 14V15H120ZM129 14V15H130ZM138 14H139V12H138ZM138 14H136V15H138ZM252 14V13H251ZM255 14V13H254ZM81 15V16H82ZM88 15V14H87ZM101 15V14H100ZM99 15V16H100ZM112 15V13H110V15H109V13H108V16H111ZM136 15H135V17H136ZM149 15V14H148ZM147 15V16H148ZM63 18H62V17ZM77 16V17H76ZM84 16H86V15H84ZM90 16V15H89ZM98 15H97V18L99 17ZM103 16L104 15H102V17L100 16V18H103ZM113 16V15H112ZM118 16V15H117ZM121 16H123L122 14H121ZM125 16V15H124ZM223 16H224V19H222L223 18ZM91 17V16H90ZM89 17V18H90ZM107 17V16H106ZM114 17H112L113 18V20H114ZM125 17H127V16H125ZM133 17V16H132ZM99 18V19H100ZM108 18V17H107ZM110 18V17H109ZM108 18V19H109ZM124 18V17H123ZM128 18H130V17H128ZM137 18H139V15H138V17H136L135 19H134V22L135 23H137L136 21H137ZM149 18V17H148ZM245 18H246V16H245ZM244 18V19H245ZM24 19V20H23ZM94 19V18H93ZM117 19H118V17H117ZM116 19V20H117ZM121 19V18H120ZM126 19V21L128 22V20H127V18H125ZM125 19H124V21L123 22H126L125 21ZM141 19V18H140ZM227 19V20H226ZM91 20V19H90ZM102 20V19H101ZM106 20L107 19H104V21L106 22ZM123 20V19H122ZM130 20H131V18H130ZM133 20V19H132ZM131 20V21H132ZM226 20V21H225ZM21 21V22H20ZM86 21H88V20H86ZM93 21V20H92ZM110 22V27H112V29L114 30V28L116 29V26L115 25H117L116 23H115V21H114V23H111L112 22V20L110 19L109 20ZM121 21V20H120ZM120 21H119V25H120ZM142 21H144L143 19H142ZM227 21H229V22H227ZM246 21H247V19H246ZM245 21V22H246ZM103 22V21H102ZM105 22H103V24L105 23ZM133 22V21H132ZM131 22V23H132ZM133 22V23H134ZM138 22H140L141 23V20H139ZM158 22V21H157ZM160 22V21H159ZM158 22V23H159ZM225 22H227V26L225 25V26H223L224 24H225ZM88 23H89V21H88ZM107 23H108V21H107ZM122 23V22H121ZM128 23H130V21L128 22ZM128 23H126V25L128 24ZM132 23V24H133ZM144 23V22H143ZM142 23V28H143V26L145 25V23L143 24ZM147 23V22H146ZM149 23V22H148ZM146 24V25H150V24ZM158 23H156V24H158ZM243 23H244V21H243ZM84 24V25H83ZM92 24H94V23H91L90 25L91 26H93ZM95 24H96V22H95ZM94 24V25H95ZM112 24H114V25H112ZM124 24V23H123ZM154 24V26H155V23H153ZM86 25V26H85ZM89 25V24H88ZM106 26H107V24H105ZM109 25V24H108ZM125 25V24H124ZM129 25H131V24H129ZM128 25V26H129ZM137 25V24H136ZM160 25V24H159ZM246 25V24H245ZM98 26V27H99ZM113 26H114V28H113ZM128 26H126V27H128ZM133 26H135V24L133 25ZM137 26H139V23H138V25ZM140 26V27H141ZM154 26H152V28L154 27ZM121 27H123V26H120V28L119 29H121V31L123 30L124 31V28L122 29ZM125 27V26H124ZM146 27V26H145ZM159 27V26H158ZM157 26H156V31H157V29H160V28H158ZM166 27V28H167ZM118 28V27H117ZM135 28H137V27H135ZM134 28V29H135ZM141 28V29H142ZM147 29H148V27H146ZM248 28V27H247ZM111 29V28H110ZM111 29V30H112ZM131 29H132V27H131ZM137 29H139L138 31H140L141 29L138 27ZM154 29V28H153ZM152 29V30H153ZM175 29H177L176 28V26H175ZM182 31H184V28L182 27ZM104 30H107L106 28L104 29ZM109 30V29H108ZM110 30V31H111ZM128 30V29H127ZM130 30V29H129ZM133 30V29H132ZM162 30V29H161ZM243 30V29H242ZM249 30V29H248ZM84 31L87 33V35H88V37L87 36H84V34H86V33H84ZM109 31V32H110ZM119 31L120 30H118V32H116V31H114V32H116V33H119ZM135 31H137V30H135ZM134 30H133V32H135ZM143 31V30H142ZM144 31H146L145 30V28H144ZM149 31V30H148ZM148 31H146V32H148ZM159 31V30H158ZM166 31V30H165ZM177 31H179L178 29H177ZM238 31V33H236ZM83 32V33H82ZM125 32H126V30L123 32L124 33V35H126L125 34ZM133 32H131V33H133ZM141 32V31H140ZM153 32H155L154 30H153ZM162 32V31H161ZM185 32V31H184ZM247 32V31H246ZM122 33V32H121ZM127 33H128V31H127ZM130 33V32H129ZM137 33V32H136ZM143 33V32H142ZM151 34H152V36H153V33H152V31L150 32ZM150 33H149V35H150ZM175 33H176V31H175ZM175 33H174V35H175ZM234 33H236V34H239L238 36L236 35V34H234ZM83 34V35H82ZM108 34H111V33H108ZM135 34V33H134ZM147 34V33H146ZM246 34V33H245ZM248 34V33H247ZM112 35H113V33H112ZM117 35V34H116ZM117 35V36H118ZM133 35V34H132ZM145 35V33L144 34H142V37ZM148 35V34H147ZM148 35V36H149ZM154 35H156V34H154ZM159 35H160V31H159V34L158 35H156L157 37H159ZM173 35V34H172ZM249 35V34H248ZM128 36H131V34L130 35H128ZM135 36V35H134ZM137 36L139 37V35L137 34ZM162 36V35H161ZM164 37H165V35H163ZM162 36V37H163ZM167 37L169 36V34L168 35H166ZM86 37H87V39H86ZM146 38H147V36H145ZM151 37V36H150ZM148 37L149 39H153V38H156V37ZM177 37V38H176ZM244 37V36H243ZM248 37V36H247ZM132 38V37H131ZM140 39H141V37H139ZM138 38V39H139ZM148 38H147V42H149V40H148ZM135 39V38H134ZM139 39V40H140ZM143 39V38H142ZM141 39V40H142ZM157 39H161L160 37L159 38H157ZM164 39V38H163ZM163 39H161V40H163ZM173 39V38H172ZM202 39H204V40H202ZM232 39V40H233ZM85 40V41H84ZM140 40V41H141ZM150 40V41H151ZM153 40H155V39H153ZM168 40V39H167ZM205 40H208V41H205ZM84 41V42H83ZM135 41H137V39L135 40ZM143 41H144V39H143ZM146 41H145V43H146ZM169 41V40H168ZM203 41H205V43L203 42ZM139 42V41H138ZM157 42H159L158 40H157ZM160 42H162V41H160ZM170 42H171V40H170ZM172 42L174 43V41L172 40ZM172 42H171V44H172ZM202 42L204 43V44H202ZM135 43V42H134ZM140 43H142V42H139V44L138 45H142V44H140ZM144 43V42H143ZM150 43V42H149ZM167 43V42H166ZM160 44H163V43H160ZM138 45H137V47H138ZM147 45H148V43H147ZM146 45V46H147ZM149 45H151V43L149 44ZM155 45H157V44H155ZM175 45H177V44H174V46ZM177 45V46H178ZM202 45V47H200ZM233 45V44H232ZM144 46V45H143ZM145 46V47H146ZM158 46V45H157ZM161 46H166V44L164 43V45H161ZM160 45L157 47V48H159V47H161ZM170 46V45H169ZM173 46V47H174ZM142 47V46H141ZM141 47H138V48H141ZM152 48H153V45L151 46ZM85 48V49H84ZM136 49V52H140V54L142 53V50L141 49ZM142 48H144V47H142ZM147 48V47H146ZM149 48V47H148ZM155 48V47H154ZM163 48V47H162ZM161 48V49H162ZM165 48V47H164ZM175 48H177V47H175ZM84 49V50H83ZM172 49V48H171ZM130 50H133L131 53H129L130 52ZM151 50V49H150ZM153 50V49H152ZM157 50V49H156ZM160 49H158L157 51H159ZM163 50V49H162ZM161 50V51H162ZM166 50V49H165ZM165 50H163V52L165 51ZM174 50V49H173ZM187 52H186V51ZM207 50V51H206ZM82 51V52H81ZM143 51H144V49H143ZM149 51V50H148ZM147 51V52H148ZM170 51V50H169ZM168 51V52H169ZM135 52V51H134ZM136 52L135 53H133V54H136ZM152 52V51H151ZM153 52H155L154 54H156V51H153ZM165 52H167V51H165ZM204 52H206V53H204ZM144 53V52H143ZM149 53H150V51H149ZM172 53V52H171ZM174 53V52H173ZM172 53V54H173ZM176 53V52H175ZM204 53V54H203ZM218 53V54H217ZM130 54V55H129ZM145 54H146V51H145ZM153 54V55H154ZM160 54V52L158 53V55L155 57V56H153V57H155L156 58V60H154V62H155V64H157L156 63V61L159 59L160 60V58H162V55H163V53H161L160 55H161V57H159L158 59H157V57L158 56H160L159 55ZM165 54V53H164ZM167 54V53H166ZM166 54L164 55V58L166 57ZM189 56H188V55ZM147 55V54H146ZM151 55V54H150ZM150 55H148L149 57H150ZM169 55H170V53H169ZM168 55V56H169ZM175 55V54H174ZM185 55H187L188 57H186ZM141 56V55H140ZM142 56H144V54L142 55ZM142 56L139 58V60L142 58ZM148 56H147V58H148ZM170 56H173V55H170ZM181 56V57H180ZM221 56V55H220ZM152 57V56H151ZM150 57V58H151ZM189 57H192V58H196V59H194L193 61H195V64H193V62H192V65H190L191 63H189V64H187L186 65V68H184V73L182 72V69L180 68V67H183V66H181L183 63H185L184 61H187V63L190 61V58ZM146 57H143V59H145ZM184 58H186L185 60H183ZM187 58H189L188 60H187ZM197 58H199L200 60L198 61L197 60ZM171 59V58H170ZM170 59H168V60H170ZM224 59V58H223ZM226 59V58H225ZM138 60V59H137ZM136 60V61H137ZM148 60H149V58H148ZM151 61H153L152 60V58L150 59ZM158 60V61H159ZM165 59H162V61H163V63H162V61H161V63L160 62H158V64H160V65H163V64H165L166 62L164 61ZM196 60L198 61V63L196 62ZM141 61L142 60H140L139 62L141 63ZM167 61V60H166ZM172 61H173V59H172ZM183 61V62H182ZM191 61H192V59H191ZM190 61V62H191ZM216 61V60H215ZM218 61V60H217ZM132 62L134 63L135 61H134V59L132 60ZM143 62H145L144 60H143ZM149 62V61H148ZM229 62V61H228ZM146 63V62H145ZM151 63V62H150ZM171 63H173V62H171ZM209 63H210V65H209ZM135 64H138V61H137V63H135ZM168 64V63H167ZM167 64H165V66L167 65ZM174 64H173V66H174ZM213 66H212V65ZM218 64V63H217ZM228 64H230V63H228ZM141 65V64H140ZM145 66H143L144 68L145 67H147L146 65H148V66H150L148 63L147 64H144ZM184 65V64H183ZM130 66V67H129ZM134 66V65H133ZM156 66V65H155ZM155 66H153V68L155 69ZM165 66H162V67H158V68H162V69H164V67ZM173 66H172V68H173ZM200 66V67H199ZM209 66H212V67H209ZM129 68L128 70H130V72L132 71V73H134V77L133 76H131V74H130V78H125V76H128V75H126V72H129L126 68ZM138 66H136V68H137ZM169 67H171V66H169ZM210 68V70H211V68H212V70H211V74L212 75H210L209 74V68ZM135 68V67H134ZM133 68V69H134ZM135 68V69H136ZM152 68V69H153ZM158 68H156V70H158ZM121 69H122V71H123V69H126L127 71L125 72V74H124V72L123 73H121L120 74V72L119 71H121ZM168 69V68H167ZM59 70H61V72H62V77H61V73H58L59 72ZM145 70H147V69H145ZM145 70H143L144 72H145ZM155 70V71H156ZM161 70V69H160ZM171 70V69H170ZM176 70H173L174 72L176 71ZM194 70V71H193ZM51 71H53V73H51ZM125 71V70H124ZM150 71H151V68H150ZM154 70H152V72H153ZM154 71V72H155ZM159 71V70H158ZM167 71V70H166ZM192 71H193V73H192ZM217 70H216V67H215V71L214 72H216ZM47 72H49V73H47ZM151 72V73H152ZM163 72V70L161 71V73ZM177 72V73H178ZM146 73V72H145ZM145 73H141V74H145ZM150 73V74H151ZM156 73H157V71H156ZM166 73V72H165ZM171 73V74H170ZM169 74L170 75H172V70H171V72H170ZM204 73V72H203ZM202 73V74H203ZM137 74V73H136ZM141 74H140V76H141ZM146 74H148L149 75V73H146ZM145 74V75H146ZM155 74V73H154ZM175 74V73H174ZM173 74V75H174ZM216 74V73H215ZM120 75H122V76H120ZM124 75V76H123ZM139 75V74H138ZM152 75V74H151ZM157 76L155 77V79H157V78H161V77H159L158 75H160V74H156ZM166 75V74H165ZM74 76H76V75H74ZM137 76V75H136ZM150 76V75H149ZM149 76H148V78H149ZM228 78H227V77ZM230 76V75H229ZM241 76H243V75H241ZM72 77V76H71ZM144 77V76H143ZM146 77V76H145ZM151 77V76H150ZM162 77H164V76H162ZM173 76H171V81H172V78ZM204 77H205V79H204ZM152 78L154 79V75H152ZM175 78V77H174ZM233 78V79H232ZM241 78V77H240ZM76 79V78H75ZM83 79V78H82ZM137 79V78H136ZM135 79V80H136ZM140 79V81H141V77L139 78ZM144 79V78H143ZM150 79V78H149ZM152 79V80H153ZM158 79V80H159ZM170 79V78H169ZM213 79H216V80H213ZM232 79V80H231ZM234 77H232V76H230V80H231V82L232 81H234ZM71 80H73V79H71ZM151 80V79H150ZM165 80V79H164ZM164 80H162V81H164ZM175 80V79H174ZM197 80V81H196ZM240 80V79H239ZM242 81H243V87H241V88H243V90L245 91V93H246V91H247V94H249L248 92H253V90H252V85H250V87L251 88H249V84H251V82L249 81V80H247L246 78H244V79H241ZM90 81V80H89ZM144 81H146V80H144ZM153 81H155V80H153ZM161 81V83L159 84L158 83V85L157 86H159V85H161L163 82ZM169 81V80H168ZM171 81H170V83H171ZM195 81H196V83H195ZM241 81V82H242ZM68 82H69V80H68ZM75 82V81H74ZM134 82V79H132V82L130 83V84H132ZM149 82V81H148ZM158 82H160V81H158ZM165 82V81H164ZM203 82V81H202ZM204 82H203V87H204ZM219 82V81H218ZM223 83H224V81H222ZM227 82V81H226ZM228 82H229V84H230V81H229V79H228ZM227 82V83H228ZM89 83V82H88ZM102 83V84H103ZM135 83V82H134ZM138 82H137V80H136V83L135 84H137ZM145 83V82H144ZM151 83H157V81L156 82H151ZM167 83V82H166ZM169 83V84H170ZM215 83V82H214ZM23 84V85H22ZM38 84V85H37ZM39 84L40 85H42L43 87V89H40L38 86H39ZM122 84H124V86H122ZM164 84V83H163ZM162 84V85H163ZM176 84V85H175ZM202 84V83H201ZM200 84V85H201ZM210 83L208 82V84H207V86L209 85ZM220 84V83H219ZM88 85V84H87ZM89 85H90V83H89ZM134 87H136L134 84H132ZM144 85V84H143ZM153 85H155V84H153ZM161 85V86H162ZM216 85H218V83L216 84ZM232 85H236V81L235 82H232L231 83V85H227V86H232ZM91 86V85H90ZM95 86V85H94ZM112 87L111 89H110V87ZM130 86V85H129ZM141 86H142V84H141ZM145 86V85H144ZM142 86L143 88V90H145L144 88L147 86ZM148 86H150V85H148ZM157 86H156V88H157ZM170 86H171V84H170ZM193 86V87H192ZM221 86H225V84L223 85H221ZM241 86V85H240ZM240 86H239V89H240ZM248 86V87H247ZM20 88L21 90L20 91H18V92H16L15 91V88ZM61 87V86H60ZM92 87V86H91ZM133 87V88H134ZM151 87V86H150ZM155 87V86H154ZM173 87V86H172ZM202 87V86H201ZM202 87V88H203ZM89 89H91L90 87H88ZM99 88H98V90H99ZM108 88H106V92H108L109 90H108ZM114 88V89H113ZM129 88V87H128ZM198 89H199V86L197 87ZM213 88V87H212ZM218 88H220V86H218ZM225 88H227V87H225ZM236 88V87H235ZM68 89V88H67ZM87 90V89H85V92H83V93H86V91L88 92V93H86V94H84V95H86V96H82V97H79L78 96V98H76L75 100H76V102H78V106L80 107V109L79 108H75V107H73V106H77V105H75L73 102H75V101H72V102H70V104H69V108H75L76 110L75 111H73V112H71V113H69V114H66L65 113V115L67 116L68 115V117H69V120L67 121V122H65V121H58V122H56V126L58 127V126H60V130L58 131V135H57V137H56V139H51V141H54L55 142V140H56V142H59V140H61V142L63 143H65V142H67L68 144H70V142L73 140V138L75 137V135H73L72 137H71V135H69L70 133L68 132L69 130H72L71 132L72 133H74V132H76V133H78V134H80V136L81 135H84V136H86V134L88 135L89 133V128H91V127H93V126H89L90 125V123L89 124H87V122L89 121V120H91L90 122H93L94 123V126L96 125V126H99V125H101L100 123V121L103 119V118H105L106 116H107V114L108 113H106V111H105V109L103 110V109H101V107L103 106V105H105V107L107 106V104H109L110 106H108L107 107V110H108V108H113V105L115 104H117V103H109V102H107L106 103V101L105 100H101V101H104V103L105 104H103V102L101 103V104H99V97L97 98L96 97V94L98 93H96L95 91H97V90H95L94 92H91L90 90ZM93 89H97V88H92L91 90H93ZM141 89V88H140ZM149 89V88H148ZM147 89V90H148ZM152 89V88H151ZM150 89V92H152V90ZM159 89V88H158ZM158 89H156V90H158ZM169 89H171V88H169ZM169 89H168V91H169ZM173 89H175V88H173ZM204 89V88H203ZM205 89H207L206 88V83H205ZM208 89H210V88H208ZM26 90V89H25ZM108 90V91H107ZM136 90H137V88H136ZM146 90V91H147ZM153 90H155L154 88H153ZM172 90V89H171ZM170 90V91H171ZM102 91H103V93H102ZM133 90H131V92H132ZM138 92H140L139 90H137ZM142 91V90H141ZM146 91H144V92H146ZM169 91V92H170ZM194 91H195V89H194ZM201 91V90H200ZM211 91V90H210ZM231 91H234V90H232L231 89ZM255 91V90H254ZM109 92V93H110ZM128 92V93H129ZM130 92V93H131ZM134 92H135V89H134V91L132 92V97H131V99L135 102V101H138V102H140L139 101V99L138 98H140V97H136L135 98V94H134ZM143 92V93H144ZM148 92V91H147ZM150 92H149V94H150ZM153 92H155V91H153ZM159 92V91H158ZM167 92V91H166ZM205 92V91H204ZM120 93V94H121ZM128 93L126 92V93H124V94H122L123 96H128ZM130 93H129V95H130ZM135 93H137V92H135ZM143 93H139V95L138 96H140L141 94H142V97L143 96H145ZM156 93V92H155ZM155 93H153V95L155 94ZM168 93V92H167ZM197 93V92H196ZM230 93V92H229ZM232 93V92H231ZM239 93H241L240 92V90H239ZM61 94V93H60ZM133 94H134V96H133ZM138 94V93H137ZM136 94V95H137ZM147 94L148 93H146V96H147ZM157 94V93H156ZM166 94V93H165ZM171 94H172V92H171ZM210 94V93H209ZM216 94H217V92H216ZM33 95H35L36 97H37V95H36V93L34 92L33 93ZM99 95H100V93H99ZM102 95L100 96V98L102 99L103 97H102ZM107 95H108V97H107ZM199 95V94H198ZM211 95V94H210ZM228 95V94H227ZM230 95V94H229ZM234 95V94H233ZM250 95V94H249ZM97 96H98V94H97ZM120 96V95H119ZM123 96H121V98L123 99ZM164 95H162V97H163ZM167 96H169V95H167ZM231 96V95H230ZM241 96H243L244 98H246L247 99V96H245V94H244V92L242 93V95ZM61 97V96H60ZM111 97H113V96H111ZM117 97V95L115 96V97H113V98H116ZM129 97V96H128ZM127 97V98H128ZM135 99H138V100H134V98ZM165 97L166 96H164V99H165ZM192 97V98H191ZM232 97V96H231ZM230 97V98H231ZM234 97H235V95H234ZM241 98V99H244V98ZM118 98V97H117ZM120 98V99H121ZM169 98V97H168ZM171 98H172V95H171ZM171 98H169L168 100L170 101L171 100ZM174 98V97H173ZM226 98V97H225ZM239 98V97H238ZM110 99V98H109ZM108 99V100H109ZM112 99V98H111ZM121 99V100H122ZM125 99H126V97H125ZM240 98H239V101L241 100ZM52 100V101H53ZM113 100V99H112ZM116 100H118V99H115V101ZM126 100H128V102H129V100H130V97H129V99H126ZM143 100V99H142ZM145 100V99H144ZM167 100V101H168ZM174 100V99H173ZM172 100V101H173ZM204 100V99H203ZM210 100V99H209ZM10 101H14L15 102V104H14V107H11V106H9L10 108H8V103L10 102ZM63 101V100H62ZM100 101V102H101ZM111 101V100H110ZM114 101V100H113ZM114 101V102H115ZM125 101V100H124ZM166 101V100H165ZM171 101V102H172ZM175 101H173V102H175ZM218 101H220L219 102V104H221L222 102V104L220 105L221 107H219L218 109H216L215 108V106H213V105H211V106H205L204 108H203V114H202V112H201V114L203 115V117H202V115L200 116V114H199V116H197V118L198 117H200L201 118V121H203V120H205L207 117H209L210 118V114L211 113H214V114H219V113H221L222 115L224 114V116H226V115H229L230 116V111H229V107L228 106H230V104L228 105V106H226L228 103H229V100L228 101H222L221 102V100L220 99H217V102L215 101L214 103H216L217 104V106L216 107H218ZM44 102V103H43ZM67 102V101H66ZM123 101H121L120 103H122ZM138 102L137 103H134V104H137V105H139L138 104ZM171 102H170V104H171ZM225 102V103H224ZM228 102V103H227ZM68 103V102H67ZM87 103H88V106H87ZM125 103H126V101H125ZM124 103V104H125ZM142 103V102H141ZM168 103V102H167ZM200 103V102H199ZM213 103V102H212ZM227 103V104H226ZM40 104V105H41ZM61 104V103H60ZM73 104V106H71ZM123 104V105H124ZM128 103H126V105H127ZM169 104V103H168ZM182 104V105H181ZM102 105V106H101ZM114 105V106H115ZM177 105V104H176ZM25 106V105H24ZM37 106H38V104H37ZM48 106V107H49ZM63 106V104L61 105V107ZM71 106V107H70ZM101 106V107H100ZM112 106V107H111ZM117 106V105H116ZM119 106H121V104H119V101H118V107ZM174 106V105H173ZM226 106V107H225ZM26 107V106H25ZM64 107V106H63ZM123 106H121V107H119V108H117L116 107V109H113L112 110V112L114 111V110H117V109H119L120 110V108H122ZM125 107V106H124ZM127 107H131V105H127ZM126 107V108H127ZM174 107H176V106H174ZM194 107H195V109H196V107H198L197 108V111H199V108H200V111H201V107L198 105V102H197V104L195 105L194 104ZM35 108H37L36 106H35ZM51 108H52V106H51ZM132 109H133V107H131ZM138 108V107H137ZM169 111H171V109H170V105H169ZM171 108H173L172 106H171ZM225 108H226V110H225ZM72 109V110H73ZM77 109H78V111H77ZM100 109L101 110H103V111H100ZM130 109V108H129ZM128 108H127V111L129 110ZM134 109H136V106L134 107ZM139 109V108H138ZM141 109V108H140ZM143 109V108H142ZM195 109H194V111H195ZM31 110V109H30ZM137 110V109H136ZM49 111V110H48ZM66 111V110H65ZM105 111V115H103L102 116V114H103V112ZM109 111H110V109H109ZM123 111V110H122ZM134 111L135 110H133V113H132V110H131V112L129 113V114H133L134 116H136V117H138L139 115L138 114H134ZM169 111H168V113H169ZM173 111H175V108L173 109ZM193 111V112H194ZM199 111V112H200ZM26 112H27V109H26ZM28 112H30V111H28ZM32 112V111H31ZM111 112V111H110ZM110 112H109V114H108V116L107 117H109L110 115H112L113 113H111L110 114ZM116 112V111H115ZM117 112H120V111H117ZM124 112V114L126 113V109H125V111H123ZM136 112V111H135ZM139 112H141V111H139ZM146 112V111H145ZM36 113V112H35ZM59 113V112H58ZM120 113H122V112H120ZM63 114H64V112H63ZM123 114V115H124ZM190 114V113H189ZM232 114V113H231ZM59 115V114H58ZM77 115V116H76ZM114 115V114H113ZM112 115V117H113V119H114V121L112 120L111 121V116H110V120H108V119H106V120H108V124L107 125H110L111 124V126L112 125H114V123H116L115 122V115H117V113L113 116ZM123 115H120L121 117H122V119H124L125 121H128L129 122V118H127L126 116L125 117H123ZM132 115V116H133ZM193 115H195V113L193 114ZM197 115V114H196ZM195 115V116H196ZM36 116V115H35ZM77 117L76 118V120L74 121L73 120V117ZM143 116H144V112H143ZM223 116V117H224ZM29 117H30V115H29ZM41 117H42V115H41ZM46 117V115H44V118ZM102 117V118H101ZM120 117V118H121ZM130 117V116H129ZM139 117H141V118H144V117H146V116H144V117H142V112H141V116H139ZM156 117V116H155ZM186 117V116H185ZM193 117V116H192ZM221 117V116H220ZM226 117H228V116H226ZM225 117V118H226ZM34 118V117H33ZM127 120H126V119ZM197 118H196V120H197ZM36 119V118H35ZM40 119V118H39ZM132 119V118H131ZM130 119V120H131ZM134 119H136V118H134L133 117V120ZM2 120V121H1ZM85 120V122L86 123H84L83 121ZM118 121L117 122H119V119H117ZM133 120H131V123L133 122ZM143 120H145V118L143 119ZM149 120V119H148ZM171 120H169L168 119V121H171ZM196 120H195V122H196ZM42 121V120H41ZM105 120H103V122H104ZM109 121H110V124H109ZM141 121V120H140ZM146 121V120H145ZM153 121V120H152ZM152 121H151V124H152ZM156 121V120H155ZM185 120H183V122H184ZM199 120H197V122H198ZM201 121H199V122H201ZM229 121V120H228ZM227 121V122H228ZM36 122H37V120H36ZM45 122V121H44ZM79 122V123H78ZM81 122H83V123H81ZM111 122H113V124L111 123ZM154 122V121H153ZM159 122V121H158ZM182 122V123H183ZM195 122H194V127H192L193 125L191 124V126L188 128V126H187V130L189 131V133H188V136H189V134L190 133H192V131L193 130H197L198 132H200V130L202 129V127L200 126V124H199V122L195 125ZM227 122H226V124H227ZM40 123V122H39ZM76 123H77V125L79 124V127L77 128V125H76ZM122 123H123V120H122ZM142 123V122H141ZM147 123H150V122H147L146 121V125H147ZM156 123L157 122H155V125L153 124V127L155 128L157 125H156ZM171 123H172V121H171ZM173 123H177L176 122V120H175V122H174V120H173ZM188 123V122H187ZM189 123H193V122H189ZM188 123V124H189ZM231 123V122H230ZM4 124H6L5 122H4ZM36 124H38V122L36 123ZM41 124V123H40ZM39 124V125H40ZM42 124H43V122H42ZM103 124V123H102ZM105 124H106V121H105ZM120 123H118V124H116V125H119ZM126 123H124V125H125ZM127 124H130V122L129 123H127ZM126 124V125H127ZM132 124H134L135 125V123H132ZM131 124V125H132ZM140 124V123H139ZM144 124V123H143ZM159 124H160V122H159ZM158 124V125H159ZM208 124V123H207ZM46 125V124H45ZM91 125H93L92 123H91ZM125 125V126H126ZM130 125V126H131ZM141 125V124H140ZM161 125V124H160ZM173 125V124H172ZM172 125H170L169 124V126L171 127V129H172ZM190 125V124H189ZM204 125V124H203ZM212 125V124H211ZM216 125V124H215ZM4 126V127H3ZM16 126V125H15ZM48 126V125H47ZM111 126H110V128H107V129H103V131L104 130H108V129H111ZM121 126V125H120ZM129 126V129H132L131 130V132H134V130H133V126H131L130 127ZM145 126V125H144ZM168 126V127H169ZM180 126H181V124H180ZM213 126V125H212ZM3 127V128H2ZM41 127V126H40ZM42 127H44V126H42ZM99 127H102V125L101 126H99ZM99 127H95L96 129V132H97V130L98 129H100L101 130V128H99ZM105 128L106 127H109V126H104ZM124 127V126H123ZM126 127H128V125L126 126ZM126 127H124V128H126ZM136 127H137V124H136ZM138 127H142V126H138ZM137 127V128H138ZM152 127V126H151ZM159 127V126H158ZM158 127H157V130H159L158 129ZM175 127H176V125L174 126V129H173V131H177L178 129H179V125H178V129H177V127H176V129L177 130H175ZM181 127H184V126H181ZM186 127V126H185ZM192 127V128H191ZM222 127H224V129H225V126H222ZM122 128V127H121ZM124 128H122V130L124 131L125 129ZM136 128V129H137ZM144 128L145 127H143V130H144ZM150 127H148V128H146V129H149ZM201 128V129H200ZM211 128V127H210ZM213 128V127H212ZM214 128H215V126H214ZM242 128V127H241ZM17 129V128H16ZM53 129V128H52ZM63 129H66L65 131L63 130ZM73 129H74V132H73ZM93 129H94V127H93ZM93 129H91V130H93ZM135 129V128H134ZM135 129V130H136ZM151 130H152V128H150ZM156 129V128H155ZM183 129V128H182ZM181 129V130H182ZM200 129V130H199ZM24 130V129H23ZM42 130V129H41ZM126 130H127V128H126ZM168 130V129H167ZM195 130V131H196ZM213 130V129H212ZM218 129H216V131H217ZM221 130V129H220ZM51 131V130H50ZM105 131V132H106ZM108 131H110L111 132V130H108ZM142 131V130H141ZM146 131V130H145ZM160 131V130H159ZM169 132H170V130H168ZM168 131H167V133H168ZM172 131V132H173ZM183 131H184V129H183ZM202 131V130H201ZM214 131H215V129H214ZM16 132H17V130H16ZM25 132V131H24ZM38 132H40V131H38ZM92 131H90V133H91ZM100 133L102 132V130L101 131H99ZM99 132H97V135L98 134H100ZM104 132V133H105ZM124 132H127V131H124ZM140 132V131H139ZM138 132V133H139ZM150 132V131H149ZM152 132V131H151ZM153 132H155L154 131V129H153ZM152 132V133H153ZM161 132V131H160ZM209 132V131H208ZM46 133H48V131H41V133H39L38 134V136H40V134L41 135H45ZM69 133V134H68ZM104 133H102V135L104 134ZM136 133H137V131H136ZM136 133H134V134H136ZM141 133H143V132H141ZM140 133V134H141ZM156 134L158 133V131L157 132H155ZM154 133V134H155ZM171 133V132H170ZM170 133H168V134H170ZM175 133V132H174ZM174 133H171V134H174ZM178 133H180L179 131H177L175 134H177V136L176 135H173L174 137V139H176L177 138V140H178V137H179V135H178ZM182 133V132H181ZM186 133V132H185ZM187 133H186V135H187ZM196 136H198V134L197 133H195V132H193ZM203 133V132H202ZM215 133V134H214ZM213 134H209V135H211L212 137V139L214 140V139H216V137H217V135H218V133L217 132H214ZM24 134H26V133H24ZM95 134V132L94 133H92V135H90L89 134V136L88 137H90V136H93ZM121 134V133H120ZM131 134H133V133H131ZM133 134V135H134ZM145 134H147V133H145ZM167 134V135H168ZM170 134V135H171ZM208 134V133H207ZM77 135V134H76ZM97 135H95V136H97ZM101 135V136H102ZM108 135H111V133L109 134L108 133ZM112 135H114V137L112 138ZM112 135L111 136H109V137H111L112 138V140H111V138L109 139V140H111L110 142H107V140L106 141H104V140H102V141H99V139H96L95 138V136L94 137H90V138H88V140L87 139H84L83 141L84 142H86V140L87 141H89L88 143H90L88 146H87V148H86V146H83L84 145V143H82L83 145H81V144H78L79 146V148H78V151L76 152V154L74 155V158H76V157H78V164H79V166H80V168L83 166V163H86V161L87 160H91V161H89V162H91L92 163V167H93V162L94 161H92V160H95V163H96V165H97V163H103V162H101L102 160H100V156H102V157H104V155H105V153H106V155L105 156H107V154L108 153H111V156H112V154L114 153V151H116L117 150V148H118V140L121 142V137H120V139L118 138V134L116 133H112ZM132 135V136H133ZM142 135V134H141ZM143 135H144V133H143ZM143 135L141 136V137H143ZM151 135V134H150ZM184 132H183V138H182V136H181V139H184ZM195 135H194V137H195ZM22 136V135H21ZM27 136H25V135H23L22 136V138L21 139H23L24 137L26 138ZM77 136H79V135H77ZM104 136H105V134H104ZM107 136V135H106ZM172 136V135H171ZM191 136H193V135H191ZM206 136V135H205ZM87 137V136H86ZM141 137H138V139H140ZM147 137V136H146ZM149 138H150V136H148ZM147 137V138H148ZM153 137H154V135L152 134V139H153ZM165 137H166V135H165ZM168 137H170L169 135H168ZM190 137V136H189ZM35 138V137H34ZM36 138H37V136H36ZM57 138H58V141H57ZM75 138H77V137H75ZM74 138V139H75ZM84 138V137H83ZM98 138H100L99 136H98ZM106 138V137H105ZM104 138V139H105ZM108 138V137H107ZM137 138V137H136ZM136 138H135V141L137 142V143H140V142H142V141H144L142 138H141V140L142 141H140L139 142V140L137 139L136 140ZM146 138V139H147ZM157 138V137H156ZM155 138V140L157 141V139L159 138H157L156 139ZM172 138V142H171V139H170V141H168L169 142V144H170V142L172 143V144H174V143H176L175 141L176 140H174ZM180 138V137H179ZM185 138H187V137H185ZM191 138V137H190ZM195 138H197V137H195ZM198 138H200V136H198ZM197 138V139H198ZM21 139L18 137V139H17V147H18V145L20 146L19 148H21V146L22 145H24L25 143H24V140L25 139H23V141H21ZM44 139V140H43ZM43 139H41V141H39L40 142V144H41V146H43V147H40V149L38 150V152L41 154H43L44 153V150H46V148H45V144H48V142L50 141V140H47V139H45V137L43 138ZM101 139V138H100ZM103 139V138H102ZM152 139L150 140H148V141H150V142H152ZM163 139L164 138H162V139H160V140H162L163 141ZM168 139V140H169ZM181 139H180V142H182L181 141ZM196 139V140H197ZM27 140V139H26ZM78 140V139H77ZM147 140H146V142H147ZM154 140V139H153ZM160 140H158V141H160ZM186 140V139H185ZM185 140H184V145L185 146H187V145H189V150L190 149H192V148H190V147H192L191 145H192V143L191 142H193V141H190V139H187L186 141V144H185ZM191 140H192V138H191ZM194 140V139H193ZM75 141V140H74ZM81 141L82 140H80V142L79 143H81ZM82 141V142H83ZM134 141V142H135ZM156 141H154V142H156ZM164 141H167V140H164ZM163 141V142H164ZM179 141V140H178ZM197 141H199V140H197ZM196 141V142H197ZM14 141H12V143H13ZM73 142V141H72ZM123 142V141H122ZM128 142V141H127ZM134 142H132V143H134ZM151 143V144H153V145H155L156 143ZM163 142H162V144H163ZM179 142V143H180ZM205 142V141H204ZM87 143V144H88ZM148 143V142H147ZM178 143V142H177ZM190 143H191V145H190ZM15 144V143H14ZM13 144V145H14ZM28 144V143H27ZM43 144V145H42ZM160 145H161V149H163V145L161 144V143H159ZM159 144H157V148H155V149H158L159 147H160V145ZM167 144V143H166ZM182 144V143H181ZM180 144V145H181ZM182 144V145H183ZM194 144H195V141H194ZM134 145V144H133ZM140 145V144H139ZM152 145V146H153ZM164 145H165V142H164ZM168 145V144H167ZM177 145V144H176ZM197 145H199V143L197 144L196 143V145L195 146H197ZM201 145V144H200ZM31 146V145H30ZM172 146V145H168L167 147L170 149V147ZM178 146V145H177ZM194 145H193V147H195ZM6 147H8V148H6ZM17 147H16V149H17ZM24 147H27V148H25V149H23ZM24 147L22 146V149H20V150H18V151H14V149H12L13 151V153L12 154H14V156H13V160L15 161L16 159V157L19 155V157H17L18 159L19 158H21V157H24V158H26L28 155H29V153H32L33 152V150H32V152H30L29 151V149H28V147H29V145L28 146H26V145H24ZM38 146H36V148H37ZM134 147H136V146H134ZM149 147H150V144H149ZM156 147V146H155ZM166 147V146H165ZM167 147H166V150H167V152L169 151L168 149H167ZM182 147V146H181ZM188 147V146H187ZM6 148V149H5ZM30 148V147H29ZM63 148L65 149V147L63 146V147H61V149L63 150ZM76 148V147H75ZM141 148V147H140ZM150 148H152V147H150ZM149 148V149H150ZM154 148V147H153ZM152 148V149H153ZM174 148V147H173ZM173 148L171 147V149H172V151H173ZM177 148H179V147H177ZM184 147H182V151L183 150H185V152L188 154V152H190V151H188V149H187V151H186V149H183ZM136 149V148H135ZM154 149V150H155ZM195 150L196 149H199V146L196 148H194ZM201 149V148H200ZM120 150V149H119ZM143 150V149H142ZM151 150V149H150ZM159 150H160V148H159ZM165 150V149H164ZM180 150V149H179ZM128 150H126V152H127ZM171 151V150H170ZM174 151H178V149L176 150H174ZM192 151H194V150H192ZM199 151H201V150H199ZM199 151L197 152L198 153V155H199ZM203 151V150H202ZM36 152V151H35ZM120 152H122V151H120ZM131 152V150H129V153ZM154 153H156V152H158L157 150L156 151H153ZM165 152V151H164ZM166 152V153H167ZM34 153V152H33ZM70 153V152H69ZM115 153H117V152H115ZM146 153V152H145ZM149 153V152H148ZM147 153V154H148ZM178 153H180L179 151H178ZM197 153L195 152V155H197ZM201 153V152H200ZM203 153V154H202ZM201 154L202 155H204V153H205V151L204 152H202ZM58 154H60V153H58ZM62 154V153H61ZM64 154V153H63ZM78 154V156H76ZM126 154V153H125ZM131 154V153H130ZM132 154H134L133 152H132ZM139 154V153H138ZM157 154V153H156ZM171 157H172V159H171V161L172 162H174L175 160H173V157H174V154H176V153H172L171 152ZM181 154V153H180ZM190 154H192V156H193V154L194 153H189L188 155L189 156H191ZM35 155H36V153H35ZM129 155V154H128ZM152 155V154H151ZM186 155V154H185ZM194 155V156H195ZM197 155V156H198ZM202 155H200V157L202 156ZM12 156V155H11ZM71 156V155H70ZM69 156V157H70ZM76 156V157H75ZM119 156H120V154H119ZM130 157L131 156H133V155H129ZM143 156V159L146 157L145 156V154L144 155H140V157H142ZM145 156V157H144ZM154 156V155H153ZM152 156V157H153ZM168 156H169V153L167 154V155H165L164 157L165 158H167L168 159ZM183 156V155H182ZM193 156V158H196V157H194ZM10 157V156H9ZM65 157V156H64ZM96 157H99L98 158V160H100L99 162H98V160H96ZM140 157H138L139 158V160L141 161V162H143L141 159H140ZM170 157V156H169ZM199 157V156H198ZM41 158L42 159H44V160H49V157H42V155H41ZM40 158V159H41ZM46 158V159H45ZM110 158V157H109ZM113 158H114V156H113ZM126 158V157H125ZM148 157H146V165H147V161H148V159L149 158H151V157H149L148 159H147ZM154 158V157H153ZM176 158V157H175ZM183 158H185V157H183ZM193 158H192V160L191 161H193V163H196L194 160H193ZM216 158V157H215ZM41 159V160H42ZM57 159V158H56ZM66 159V158H65ZM72 159V158H71ZM102 159V158H101ZM105 159V158H104ZM115 159V158H114ZM182 159V158H181ZM187 159H190V158H187ZM197 159V158H196ZM13 160H11V162L13 161ZM40 160V161H41ZM54 160V164H55V158L53 159ZM64 160V159H63ZM67 161H68V159H66ZM65 160V161H66ZM74 159H72V163L73 162H75L74 163V166H75V168H76V166H78V164H76L77 163V160L76 161H73ZM112 160V159H111ZM128 160V159H127ZM134 160V159H133ZM151 160H153V159H151ZM168 160H170V158L168 159ZM168 160H166L165 159V161H164V164H166L167 165V163H168V166H169V162H171V161H168ZM177 160V159H176ZM32 161V160H31ZM35 161V160H34ZM36 161H38V160H36ZM168 161V162H167ZM178 161V160H177ZM200 161V160H199ZM198 161V159H197V162H199ZM48 162V161H47ZM47 162H46V164L45 163H40L39 165H38V167H37V169H40V170H42L43 172H44V178H45V180L46 179H48V180H50V181H52L53 182V180H54V182L53 183H51V185H50V183L46 186V189H48V191L50 192V194L52 195V196H58V195H70V196H72V197H70V198H73L74 196H76L77 195V197H75L76 199H78L79 201L78 202H75L76 203V205H78L79 204V206H80V201H82V200H84L86 197H88V195H91L90 197H91V200L93 199V200H98L99 198H98V194H99V196H100V194L101 193H98V191L100 192L101 191V189H103L104 190V187H101L102 186V184H100V183H104V182H108V180L106 179L105 180V178H103V177H105V175H103V172H104V174L105 173H107V172H105V171H100L99 169H97V170H93V172H92V170H91V168L89 167V166H91V164L89 165V163L87 162L86 163V165H88L87 167H89L88 169H90L88 172L89 173H87V170H82V172L84 173V174H86V176H84V174H83V176L84 177H81V175L80 174H82V172L80 171V168H79V166L77 167V169L79 168V171H78V173H80V174H76L77 172L74 170V172H75V174L76 175H79L81 178H76L75 176H73V175H75V174H70L69 176L70 177H68V174L65 172V174H67V176L65 175V177H63V173H64V171H69L68 169H71L70 167L71 166H69L68 168L67 167H65V165H64V167L67 169V170H64V169H62V174H59V176H58V173H57V170H55V168L56 169H58V165L57 166H54V164H52V162L51 163H48L47 164ZM69 162V161H68ZM111 162V161H110ZM122 162V161H121ZM128 162H129V160H128ZM137 162L138 163H140L138 160H137ZM137 162H134V164L135 163H137ZM145 162H144V164H145ZM152 162V161H151ZM150 162V163H151ZM166 162V163H165ZM179 162H180V160H179ZM181 162H183V163H181ZM180 162V164H183V167H186V165H187V167L189 166V165H192V162H191V164H189V162L190 161H188L187 160V164L185 165L184 164V160L182 159V161ZM201 162V161H200ZM14 163V162H13ZM16 163V162H15ZM35 163V162H34ZM65 163V162H64ZM71 163V164H72ZM95 163H94V166H95ZM112 163H113V161H112ZM130 163V162H129ZM132 163V162H131ZM130 163V164H131ZM175 163V162H174ZM174 163H170V165L171 164H173V168H174ZM177 163V162H176ZM219 163V162H218ZM9 164V163H8ZM38 164V163H37ZM50 164V165H49ZM82 164V165H81ZM103 164H105V162L103 163ZM110 164V163H109ZM130 164H128L129 166H130V168H131V166H133L132 164L130 165ZM143 164V165H144ZM162 164V163H161ZM211 164V163H210ZM11 165V164H10ZM16 165V164H15ZM63 165V164H62ZM67 165V164H66ZM70 165V164H69ZM108 165V164H107ZM106 164H105V168L104 167H102V169L104 170V169H106L107 171H111V169L113 170V168L115 167V166H112V164H110L111 166L109 167L108 166V168H109V170H108V168L106 167L107 166ZM113 165H115V163L113 164ZM135 165H138V164H135ZM134 165V166H135ZM142 165V164H141ZM143 165L142 166H140V164L138 165V166H140L141 168L143 167ZM166 165H164L165 167H166ZM185 165V166H184ZM196 165H197V163H196ZM196 165L195 164H193V166L194 167H196ZM201 164L199 163V168H197V169H195V172H197V170L198 169H204V168H201V166H200ZM217 165V164H216ZM216 165H215V170H219V168H217L216 167ZM219 165V164H218ZM217 165V166H218ZM30 166V165H29ZM60 166H59V169H60ZM126 166V165H125ZM148 166V165H147ZM160 166V165H159ZM178 166H179V164H178ZM178 166H176V164H175V167H176V169H177V167ZM209 166V165H208ZM11 167H13L14 168V165L12 166L11 165ZM16 167V166H15ZM99 167V166H98ZM122 167V166H121ZM127 167V166H126ZM163 168V169H161L163 172H162V175L165 177L167 174L165 173V174H163L164 172H165V169L166 168ZM171 167V166H170ZM169 167V169L167 170V173L168 172H170V174H171V172H173V170L171 169ZM191 167V166H190ZM189 167V170H193V169H191ZM194 167H192V168H194ZM210 167V166H209ZM218 167H220V166H218ZM19 168V167H18ZM21 168V167H20ZM36 168V167H35ZM74 168V169H75ZM84 168V167H83ZM100 168V167H99ZM129 167H127V169H130ZM134 168H136V170H134L135 172L136 171H138L137 170V168L138 169H140L139 167H134ZM144 168L145 169H147L145 166H144ZM143 168V170L141 171V172H145L144 169ZM210 168H212V167H210ZM24 169V168H23ZM60 169V170H61ZM82 169V168H81ZM84 169H86V168H84ZM171 169V171H169ZM186 169V168H185ZM183 170V168L182 167H180L179 166V168L176 170V172H175V174L176 175H174L175 177L172 179V181L173 180H175V178H176V176L178 177V179L179 180H185L186 179V177L184 176V175H186V174H188L189 173V170H188V168L186 169V170ZM13 170H15L16 171V169H13ZM12 170V171H13ZM39 170V171H40ZM64 170V171H63ZM149 170V169H148ZM147 170V171H148ZM160 170V171H161ZM188 170V173H185V171H187ZM209 170V169H208ZM9 171V170H8ZM11 171V173H13ZM71 172H73V170H70ZM95 171L97 172L98 171V173H100V172H102L101 174L103 175H101L102 176V178H101V176H100V178H101V180L102 179H104V182L103 181H101L100 182V178L98 179V177L97 178H95V179H97V180H87V179H85V177H90L91 176V172H92V174H95ZM120 171V170H119ZM128 171V173H129V170H127ZM127 171H126V174H127ZM134 171H131L132 173H134ZM140 171V170H139ZM201 171V170H200ZM199 170H198V172L199 173H202L201 175H202V178H201V175H200V179H196L195 181L197 182V180H198V182H200V181H203L204 180V178H205V175H204V178H203V173L204 172H200ZM210 171V170H209ZM214 171V170H213ZM2 172H4V171H2ZM2 172H0L1 174H0V177L2 178V176H5L4 174H5V172L3 173V175H2ZM124 172V174H125V171H123ZM141 172H139V174H143V173H141ZM194 171H192V173H193ZM212 172V171H211ZM217 172V171H216ZM70 173V172H69ZM110 173V172H109ZM112 173V172H111ZM131 173V174H132ZM149 173V172H148ZM213 173V174H212ZM211 173V176H210V178L212 177V175L214 176L215 175V172H212ZM119 174H120V172H119ZM131 174H129V177L131 176ZM138 174V175H139ZM151 174V173H150ZM169 174V175H170ZM194 174V173H193ZM193 174H192V177H194L195 175H198V174H195L194 176H193ZM217 175H218V172L216 173ZM2 175V176H1ZM35 175H37V174H35ZM62 175V177L63 178H58V177H60ZM88 175V176H87ZM107 175V174H106ZM109 175V174H108ZM107 175V176H108ZM134 175H136V174H134ZM133 174H132V177H130V178H132V179H136L137 180V178H138V176L136 175V177L137 178H134L135 176H134ZM162 175H161V177H162ZM190 175V174H189ZM55 176H56V178H55ZM75 177V179H78V182L74 179V178H72V179H74V182L76 181L77 183H74L75 184V186L76 187H74V189L72 190V189H70L69 190V188H68V184L69 183H71V182H69L70 180H71V177ZM121 176H123V175H121L120 174V177ZM126 176V175H125ZM124 176V177H125ZM128 176V175H127ZM144 176V175H143ZM143 176H141V178L143 177ZM151 176V175H150ZM171 176V175H170ZM216 176V175H215ZM215 176H214V178H215ZM27 177V176H26ZM41 177V176H40ZM110 177H112V176H110ZM116 177V176H115ZM119 177V175L117 176V178ZM124 177H123V179H124ZM145 177V176H144ZM155 177V176H154ZM153 177V178H154ZM160 177V178H161ZM167 177H169V176H167ZM190 177H191V175L189 176V179H190ZM191 177V179H193ZM195 177H199V176H195ZM194 177V178H195ZM216 177H218V176H216ZM1 178H0V180H1ZM6 178V177H5ZM18 178H19V176H18ZM28 178V177H27ZM36 178V177H35ZM41 178H43V177H41ZM40 178V180H42V182H43V179H41ZM90 178H92V177H90ZM89 178V179H90ZM108 179H109V177H107ZM122 178V177H121ZM128 177H126L125 179H127ZM130 178H128V180L130 179ZM140 178V177H139ZM184 178V179H183ZM209 178V179H210ZM3 179H4V177H3ZM79 179H80V181H79ZM123 179H122V182H124L123 181ZM148 179V178H147ZM147 179H145L146 181H147ZM158 179V178H157ZM162 179V178H161ZM164 179H166V178H164ZM163 179V182L164 181H166V180H164ZM177 178H176V180H178ZM190 179V180H191ZM202 179V180H201ZM18 180V179H17ZM39 180V181H40ZM116 180H120V179H116ZM128 180H125V182L126 181H128ZM139 180V179H138ZM137 180V181H138ZM142 180V179H141ZM181 180V181H182ZM188 180V179H187ZM200 180V181H199ZM207 180H208V178H207ZM206 180V181H207ZM212 180H213V177H212ZM216 180H218L217 178H216ZM6 182H4V180L3 181H1L2 183L4 182V183H6V185H8V184H10L9 182H7V180H5ZM9 181V180H8ZM37 181V180H36ZM49 181V182H50ZM73 181V180H72ZM130 181V180H129ZM143 181V180H142ZM160 181H162V180H160ZM172 181L171 180H169L168 181V179H167V186L169 185V183H172ZM193 181H194V179H193ZM193 181H190V182H193ZM194 181V182H195ZM205 181V180H204ZM211 181V180H210ZM11 182V181H10ZM26 182V181H25ZM28 182V181H27ZM110 182H112L111 180L108 182L109 184H105L106 186H107V189H109V186L108 185H110ZM117 182V181H116ZM120 182V181H119ZM125 182H124V184H125ZM135 182V181H134ZM139 183L141 182V181H138ZM138 182H135V183H133V184H130V185H133L132 187L133 188H131V187H129V189H134L135 188V186H137V184L136 183H138ZM157 182V181H156ZM169 182V183H168ZM173 182H175V181H173ZM177 182V181H176ZM182 182H185L186 183V181H182ZM195 182V183H196ZM2 183H0V184H2ZM4 183H3V185H4ZM13 183V182H12ZM40 183V182H39ZM113 183H115V181L113 182ZM127 183V182H126ZM131 183V182H130ZM138 183V184H139ZM145 183V182H144ZM161 183V182H160ZM166 183H164V185L166 184ZM185 183H181L182 185L181 186H184L185 188H186V186H185ZM201 183H203V182H200L199 184H201ZM208 183V182H207ZM23 184V183H22ZM34 184V183H33ZM32 184V185H33ZM135 184V185H134ZM174 184H176V183H172V184H170V185H172L173 186V188L175 187V185ZM184 184V185H183ZM187 184H188V182H187ZM193 184V183H192ZM198 184V185H199ZM206 184V182H204V185ZM210 184V183H209ZM2 185V186H3ZM6 185H4V186H6ZM11 185V184H10ZM37 185V184H36ZM42 185V184H41ZM129 185V186H130ZM152 185V184H151ZM161 185V184H160ZM160 185H159V189H160ZM163 185V184H162ZM162 186V189H164L165 188V186ZM189 186H190V184H188ZM187 185V186H188ZM197 185V186H198ZM202 185V184H201ZM204 185H202V186H204ZM2 186H1V188H2ZM9 186V185H8ZM8 186L6 187L7 188V190L9 191L10 190V195L12 196V191H13V188L12 187H14L15 186V184L13 183L12 184V187L11 186H9V187H11L10 189H8ZM35 186V185H34ZM113 185L111 184V188H112V190H113V187H115V186H113ZM120 186V185H119ZM119 186H117V191H118V187ZM122 186H123V184H122ZM139 186H141V185H139ZM166 186V187H167ZM180 186V187H181ZM195 186H196V184L194 185V188H195ZM207 187H208V189H209V186L208 185H206ZM37 187V186H36ZM36 187H33V188H36ZM40 187V186H39ZM164 187V188H163ZM179 186H176L175 188L176 189H178V188H180ZM193 186L191 185V188L190 187H187L186 189L187 190H185V192L186 191H190V192H193L194 191V188H192ZM43 188H45V187H43ZM42 188V189H43ZM71 188V187H70ZM98 188H100V190H98ZM106 188V187H105ZM136 188H138V187H136ZM157 188V187H156ZM173 188H165V190L167 189L168 190V193H169V191H172V190H174ZM188 188H190L189 190H188ZM4 189H5V187H4ZM4 189H1V190H4ZM16 189V188H15ZM30 189V188H29ZM39 189V188H38ZM106 189V190H107ZM129 189H126L125 188V191L126 190H129ZM139 189V188H138ZM172 189V190H171ZM181 189H182V187H181ZM181 189H180V191H181ZM192 189H193V191H192ZM198 189H204L203 187L202 188H198ZM212 189V187L208 190V192L210 191ZM215 189V188H214ZM214 189H213V191H214ZM6 190V189H5ZM6 190V191H7ZM62 190H64V191H62ZM67 190V191H66ZM111 190V189H110ZM157 190V189H156ZM179 190V189H178ZM178 190H176V193L178 192H180V191H178ZM184 189H182V192H183V195H184V191H183ZM205 190H206V188H205ZM6 191H4V192H6ZM17 192V189L16 190H14V192ZM40 191V190H39ZM105 191V190H104ZM116 191V190H115ZM114 190L113 191H109V192H112L113 194H114V192H115ZM125 191H122V192H125ZM160 191V190H159ZM158 191V192H159ZM161 191H163L164 193H166L164 190H161ZM160 191V192H161ZM175 191V190H174ZM174 191H172L171 193H169V194H171V195H175L176 193L174 192ZM213 191L212 192H209V193H212V195L215 197V199H216V196L214 195V193H213ZM216 191V190H215ZM3 192V191H2ZM13 192V193H14ZM15 192V193H16ZM22 192V191H21ZM24 192V191H23ZM22 192V193H23ZM36 192H38V191H36ZM49 192H48V194H49ZM69 192V193H68ZM102 192V191H101ZM155 192H157V191H155ZM163 192H162V194H163ZM189 192V195L188 194H185L186 195V197H187V195L188 196H190L191 195V193ZM195 192V191H194ZM203 194L204 193H206V192H204V190L203 191H201ZM25 193V192H24ZM34 193V192H33ZM39 193V192H38ZM45 193H46V190H45ZM112 193L110 194V195H112ZM116 193H118V192H116ZM115 193V194H116ZM129 193V192H128ZM188 193V192H187ZM0 194H2V193H0ZM16 194H18V193H16ZM40 194L42 195V193L40 192ZM43 194H44V191H43ZM76 194V195H75ZM102 194H107V192L105 191V193H102ZM114 194V195H115ZM120 194V193H119ZM122 194V193H121ZM167 194V193H166ZM181 194V193H180ZM180 194H176V195H178V196H175V197H179L180 196ZM195 194L196 193H192V195L190 196L191 197V199L195 196ZM216 194V193H215ZM7 195H8V197H7V199L10 197L9 196V194H8V192H7ZM15 195V194H14ZM13 195V196H14ZM22 196H23V194H21ZM128 195V194H127ZM138 195V194H137ZM136 195V196H137ZM153 195V194H152ZM164 195V194H163ZM168 195V194H167ZM171 195H169V196H171ZM173 195V196H174ZM182 194H181V196H183ZM194 195V196H193ZM1 196V195H0ZM4 196H6V193H4L3 194V196H2V198L4 197ZM18 196V195H17ZM21 196V197H22ZM106 196V195H105ZM104 196V197H105ZM109 196V195H108ZM107 196V197H108ZM139 196V195H138ZM155 196V195H154ZM156 196H157V194H156ZM193 196V197H192ZM25 197V196H24ZM41 197V199H42V197H43V199H45L44 197L45 196H40ZM48 197V196H47ZM62 197V196H61ZM59 198V200H63L62 198ZM101 197H102V195H101ZM106 197V198H107ZM111 196H109V198H110ZM120 197V196H119ZM129 197V196H128ZM158 197V196H157ZM166 197V196H165ZM168 197V196H167ZM175 197H173V198H175ZM190 197H187V199L189 200V198ZM197 197V196H196ZM212 197V196H211ZM5 198V197H4ZM15 198H16V196H15ZM23 198V197H22ZM32 198H33V196H32ZM31 198V199H32ZM66 198V197H65ZM114 198H116L115 196H114ZM138 198V197H137ZM172 198V199H173ZM182 197H180V199H181ZM14 199V198H13ZM31 199H28L27 198V204H29V202H30V204H31ZM108 199V198H107ZM168 199H170V198H168ZM179 199V198H178ZM185 199V198H184ZM184 199H182V200H184ZM212 199H213V197H212ZM2 200V199H1ZM4 200V199H3ZM10 200V198L7 200V201H9ZM16 200V199H15ZM20 200V199H19ZM34 201H35V199H33ZM48 200V199H47ZM49 200H50V198H49ZM88 200H90V198L88 199ZM92 200V201H93ZM126 200V199H125ZM129 200V199H128ZM194 200H197V198L196 199H192L191 200V202L192 201H194ZM218 200V199H217ZM216 200V201H217ZM7 201H5L6 203V206H5V204H4V206L6 207V209H7V207L10 205H8L7 204ZM11 201V200H10ZM24 201H25V199H24ZM40 201V200H39ZM42 201V200H41ZM40 201V202H41ZM104 201V200H103ZM108 201V200H107ZM107 201H105V202H107ZM120 201V200H119ZM124 201V200H123ZM127 201V200H126ZM198 201H199V199H198ZM52 202V201H51ZM57 202V201H56ZM62 202V201H61ZM60 202V203H61ZM64 202V201H63ZM69 202H71V200H69ZM72 202H74V201H72ZM90 202V201H89ZM101 202H102V200H101ZM109 202V201H108ZM182 202V201H181ZM190 201H189V203H191ZM196 202V201H195ZM4 203V202H3ZM9 203V202H8ZM11 203V202H10ZM20 203V202H19ZM35 203H37L36 201H35ZM43 203V202H42ZM53 203V202H52ZM52 203H49V204H52ZM58 203H59V201H58ZM74 203V204H75ZM88 203V202H87ZM94 203H96V202H94ZM93 202H92V204H94ZM104 203V202H103ZM126 203V202H125ZM129 203V202H128ZM127 203V204H128ZM168 203H170V201L168 202ZM168 203H166L167 205H168ZM180 203V202H179ZM183 203V202H182ZM181 203V204H182ZM184 203H185V201H184ZM188 202H187V207H186V210L187 211H189V209H187V208H189L188 207V204H189ZM193 203V202H192ZM14 204V203H13ZM24 204H26V203H23V205ZM25 205V206H28V205ZM30 204H29V206H30ZM38 204V203H37ZM41 204V203H40ZM67 204H68V202H67ZM98 204V203H97ZM96 204V205H97ZM106 204V203H105ZM111 204V203H110ZM116 204V203H115ZM137 204V203H136ZM186 204V203H185ZM194 204V203H193ZM42 205V204H41ZM57 205V204H56ZM59 205V204H58ZM66 205V204H65ZM64 205V206H65ZM75 205V206H76ZM81 205H83V204H81ZM96 205H93V207H95ZM114 205V204H113ZM198 204H195L194 206H197ZM19 206H21V205H19ZM28 206V207H29ZM43 206V205H42ZM46 206V205H45ZM51 206V205H50ZM73 207H74V205H72ZM105 206V205H104ZM119 206V205H118ZM162 206H166L165 204L164 205H162ZM161 206V207H162ZM170 206H171V204H169V209H168V206H166L167 207V209H168V211L169 210H171V208H170ZM179 206H180V204H179ZM183 206V207H184ZM190 206V208L191 207H193V209L195 210V212L194 211H192V213L194 212V213H196V212H198L199 210V208L197 209L198 211H196V207H194L192 204L191 205H189ZM53 207H54V205H53ZM52 207V208H53ZM57 207V206H56ZM77 207V209H78V206H76ZM129 207V206H128ZM132 207V206H131ZM166 207H162V210L164 211V213H165V210H167V209H165ZM173 207H174V205H173ZM182 207V208H183ZM185 207H184V209H185ZM22 208V207H21ZM26 208V207H25ZM36 208V207H35ZM62 208H64V207H62ZM62 208H59L60 209V212H61V209ZM69 208V207H68ZM80 208H82V206L80 207ZM84 208H86V206H84ZM164 208V209H163ZM43 209V208H42ZM45 209H47V207L45 208ZM58 209V208H57ZM56 209V210H57ZM96 209V208H95ZM99 209V208H98ZM123 209V208H122ZM125 209V208H124ZM35 210V209H34ZM33 210V211H34ZM54 210H55V208H54ZM53 210V211H54ZM64 210V209H63ZM68 210V209H67ZM82 210V209H81ZM94 210V208L92 209V211ZM101 210V209H100ZM192 209H190V211H191ZM24 211V210H23ZM64 211H66V210H64ZM75 212H77L76 210H74ZM97 211H99V210H97ZM104 211V210H103ZM168 211H166V212H168ZM188 212V214L190 213L191 214V212ZM202 211V210H201ZM204 211V210H203ZM19 212V211H18ZM24 212H26V210L24 211ZM41 212H44V213H47V214H49V208H48V212H47V210L46 211H41ZM51 212H52V210H51ZM63 212V211H62ZM68 212V211H67ZM75 212H73V214H75ZM81 212V211H80ZM83 212H85V211H83ZM82 212V213H83ZM87 213H88V210L86 211ZM132 212V211H131ZM1 213V212H0ZM32 213V212H31ZM81 213V215L83 216V214ZM89 213H90V211H89ZM103 213V212H102ZM133 213V212H132ZM203 213V212H202ZM14 214V213H13ZM16 214V213H15ZM27 214V213H26ZM26 214H24V216L26 217ZM52 214H53V212H52ZM67 214V213H66ZM80 214V213H79ZM79 214L77 215V216H79ZM109 214V213H108ZM189 214V215H190ZM197 214H201V213H197ZM3 215V214H2ZM34 215H36V214H34ZM55 215V214H54ZM53 215V216H54ZM63 215V214H62ZM69 215V214H68ZM70 215H72V214H70ZM80 215V216H81ZM93 215V214H92ZM95 215V214H94ZM105 215V214H104ZM112 215H115V213L113 214H111V216ZM192 215V214H191ZM196 215V214H195ZM194 215V216H195ZM23 216V215H22ZM28 216V215H27ZM33 216V215H32ZM47 216V215H46ZM196 216H199V215H196ZM195 216V218H197ZM19 217V216H18ZM35 217V216H34ZM39 217V216H38ZM48 217V216H47ZM46 217V218H47ZM50 217V216H49ZM76 217V216H75ZM84 217V216H83ZM89 217V216H88ZM88 217H86V218H84V219H87ZM92 217V216H91ZM99 217V216H98ZM20 218V217H19ZM23 218V217H22ZM26 218H28V217H26ZM54 218V217H53ZM53 218H51V219H53ZM64 218H66V217H64ZM79 218V217H78ZM95 218V217H94ZM113 218V217H112ZM193 218V217H192ZM200 218H203V217H201V215H200ZM200 218L198 217V220L199 221H201L200 220ZM5 219V218H4ZM31 219V218H30ZM35 219V218H34ZM90 219V217L88 218V220ZM96 219V218H95ZM115 219V218H114ZM16 220V219H15ZM19 220V219H18ZM17 220V221H18ZM40 220V219H39ZM48 220H49V218H48ZM55 220H56V218H55ZM58 220V219H57ZM63 220V219H62ZM70 220V219H69ZM81 220V218L80 219H78V221L76 220V222H79ZM118 220V219H117ZM157 220V219H156ZM17 221H16V223H17ZM20 221H21V218H20ZM37 221V220H36ZM41 221H43L42 219H41ZM59 221V220H58ZM92 220H90V222H91ZM94 221V220H93ZM96 221V220H95ZM94 221V222H95ZM197 221V220H196ZM46 222V221H45ZM84 222H86V221H84ZM83 222V223H84ZM88 222V221H87ZM90 222H88V223H90ZM115 222V221H114ZM2 223V222H1ZM14 223H15V221H14ZM20 223V222H19ZM22 223H23V221L21 222V226H23L22 225ZM27 223V222H26ZM32 223V222H31ZM38 223V222H37ZM55 223V222H54ZM60 223V222H59ZM116 223V222H115ZM181 223V222H180ZM185 223V222H184ZM9 224V223H8ZM35 224V223H34ZM33 224V225H34ZM51 224V223H50ZM80 224V223H79ZM90 224H92V223H90ZM95 224V223H94ZM165 224V223H164ZM12 225V224H11ZM17 225V224H16ZM47 225H48V223H47ZM158 225H160V224H157L156 226H158ZM15 226V225H14ZM20 225H17V226H15V227H19ZM45 227H46V225H44ZM53 226V225H52ZM60 226V225H59ZM65 226V225H64ZM74 226V225H73ZM88 226V225H87ZM113 226V225H112ZM161 226V225H160ZM179 226V225H178ZM12 227V226H11ZM28 227H30V226H28ZM33 227H35V226H33ZM36 227H37V225H36ZM39 227V226H38ZM40 227H42V226H40ZM70 227V226H69ZM72 227V226H71ZM159 227V226H158ZM185 227V226H184ZM56 228V227H55ZM67 228V227H66ZM78 228V227H77ZM157 227H155V229H156ZM161 228V227H160ZM159 228V229H160ZM17 229H19V228H17ZM22 229H24L23 227H22ZM31 229V228H30ZM38 229H40V228H38ZM42 229H44V228H42ZM41 229V230H42ZM71 229V228H70ZM83 229V228H82ZM87 229H89V228H87ZM91 229V228H90ZM89 229V230H90ZM154 229V228H153ZM155 229H154V231H155ZM158 229V230H159ZM26 230V229H25ZM47 230V229H46ZM74 230V229H73ZM79 230V229H78ZM157 230V229H156ZM165 230V229H164ZM18 231V230H17ZM22 231V230H21ZM44 231V230H43ZM60 231V230H59ZM64 231V230H63ZM65 231H68L67 229L65 230ZM71 231V230H70ZM75 231V230H74ZM77 231V230H76ZM75 231V232H76ZM83 231V230H82ZM102 231V230H101ZM6 232V231H5ZM46 232V231H45ZM81 232V231H80ZM97 232V231H96ZM155 232H157V231H155ZM27 233V232H26ZM66 233V232H65ZM64 233V234H65ZM69 233V232H68ZM77 233H79V232H77ZM102 233V232H101ZM114 233V232H113ZM18 234V233H17ZM35 234V233H34ZM47 234V233H46ZM50 234V233H49ZM58 234V233H57ZM76 234V233H75ZM81 235H82V233H80ZM152 234H153V232H152ZM155 234V233H154ZM44 235V234H43ZM97 235V234H96ZM38 236V235H37ZM52 236V235H51ZM59 236L60 235H54V237H58L59 238ZM69 236V235H68ZM75 236V235H74ZM87 236V235H86ZM86 236H84V237H86ZM1 237V236H0ZM41 237V236H40ZM43 237V236H42ZM48 237V236H47ZM50 237V236H49ZM154 236H151V234H148V236H144L143 238H141L140 240V242H141V244H142V242H143V244L145 245V247H146V253L149 255V257H151L153 254H156L155 253V251L153 250L155 247H156V245L158 244H160V243H163L161 240V242H159V240L156 238L155 240H154V238H153ZM156 237V236H155ZM19 238V237H18ZM28 238V237H27ZM71 238V237H70ZM72 238H74L75 239V237H73V234H72ZM76 238H77V235H76ZM81 237H79L78 236V239H80ZM102 238V237H101ZM104 238V237H103ZM113 238V237H112ZM7 239V238H6ZM14 239V238H13ZM20 239V238H19ZM49 239V238H48ZM47 239V240H48ZM53 239V238H52ZM52 239H50V240H52ZM64 239H66V238H64ZM69 239V238H68ZM4 240V239H3ZM26 240V239H25ZM31 240H33V239H31ZM43 240V239H42ZM54 240H56L55 238H54ZM53 240V241H54ZM59 240V243H60V239H58ZM63 240V239H62ZM61 240V241H62ZM82 240V239H81ZM81 240H79V241H81ZM92 240V239H91ZM158 240V241H157ZM6 241V240H5ZM12 241V240H11ZM35 241V240H34ZM53 241H51L50 242V244L51 243H53ZM75 241V240H74ZM14 242V241H13ZM23 242V241H22ZM21 242V243H22ZM30 242V241H29ZM39 242V241H38ZM45 242H46V240H45ZM49 242V241H48ZM57 242V241H56ZM72 242V241H71ZM76 242V241H75ZM75 242H73L74 244H75ZM10 243V242H9ZM20 243V242H19ZM26 243H27V241H26ZM32 243V242H31ZM39 243H41L42 244V242H39ZM62 243V242H61ZM61 243L60 244H58V242H57V244H55V243H53V245H52V247H54V244H55V247L58 245H61ZM64 243V242H63ZM70 243V242H69ZM73 243H72V245H73ZM91 243H93V242H91ZM4 244H6V243H4ZM79 244V243H78ZM140 244V245H141ZM163 244H165V243H163ZM162 244V245H163ZM34 245V244H33ZM64 245H65V243H64ZM157 245V246H158ZM12 246V245H11ZM15 246H17V245H15ZM14 246V247H15ZM22 246V245H21ZM28 246V245H27ZM35 246V245H34ZM47 246V245H46ZM57 246V247H58ZM74 246H76V244L74 245ZM74 246H73V251H75L74 250ZM160 246V245H159ZM158 246V247H159ZM164 246V245H163ZM45 247V246H44ZM43 247V248H44ZM62 247H63V245H62ZM69 247V246H68ZM1 248V247H0ZM28 248V247H27ZM42 247H41V249H43ZM98 248V247H97ZM96 248V249H97ZM118 248V247H117ZM11 249V248H10ZM16 249V248H15ZM29 249H30V247H29ZM32 249H33V247H32ZM50 249L51 250H53L52 248H51V246H50ZM56 249H58V248H56ZM60 249H61V247H60ZM67 248H65V250H66ZM69 250H70V248H68ZM68 249L66 250V251H68ZM72 249H71V251H72ZM84 249H86V248H84ZM138 249V248H137ZM156 249H157V247H156ZM159 249V248H158ZM157 249V250H158ZM161 249V248H160ZM159 249V250H160ZM1 250V249H0ZM62 251H63V249H61ZM156 250V251H157ZM162 250V249H161ZM166 250H167V247H166ZM3 250H1V252H2ZM33 251V250H32ZM37 251V250H36ZM42 252H43V250H41ZM54 251V250H53ZM53 251H50V253L51 252H53ZM58 251V250H57ZM89 251H90V249H89ZM143 251H144V249H143ZM164 251H165V246H164ZM14 252H16V251H13V253ZM29 252V251H28ZM35 252V251H34ZM55 252V251H54ZM161 252V251H160ZM4 253H6V252H4ZM10 253V252H9ZM24 253V252H23ZM43 253H45V252H43ZM64 253H65V251H64ZM63 253V254H64ZM69 253V252H68ZM157 253H158V251H157ZM162 253V252H161ZM1 254V253H0ZM26 254V253H25ZM45 254H47V253H45ZM60 254V253H59ZM143 254V253H142ZM14 255H15V253H14ZM17 255V254H16ZM18 255H20V254H18ZM22 255V254H21ZM44 255V254H43ZM66 256L68 255V256H70L71 254H65ZM91 255V254H90ZM158 255V254H157ZM7 255L5 254V257H6ZM12 256V255H11ZM10 256V257H11ZM46 256V255H45ZM48 256V255H47ZM61 256V255H60ZM72 256V255H71ZM155 255H153V257H154ZM159 256V255H158ZM52 258H54V256H51ZM55 257H59V256H55ZM75 257V256H74ZM0 258H1V256H0ZM14 258V257H13ZM19 258V257H18ZM17 258V259H18ZM21 258V257H20ZM98 258V257H97ZM100 258H102V257H100ZM3 259V258H2ZM6 259V258H5ZM38 259H39V256H38ZM44 259V258H43ZM47 259V258H46ZM49 259H51V258H49ZM57 259V258H56ZM56 259H54V262H55V260ZM59 259H61L60 257H59ZM58 259V260H59ZM62 259H64V258H62ZM69 259H70V257H69ZM72 259V258H71ZM103 259V258H102ZM150 259V258H149ZM152 259V258H151ZM161 259V258H160ZM8 260H10V258L8 259ZM7 260V261H8ZM25 260V259H24ZM35 260V259H34ZM37 260V259H36ZM53 260V259H52ZM104 260V259H103ZM154 260V259H153ZM157 260V259H156ZM155 260V261H156ZM1 261V260H0ZM5 261V260H4ZM11 261V260H10ZM13 261V260H12ZM38 261V263H39V260H37ZM46 261V260H45ZM47 261H48V259H47ZM60 261V260H59ZM59 261H57L56 260V262L55 263H57V262H59ZM63 261V260H62ZM62 261H60V264H62L63 262ZM65 261H66V264H67V259H65ZM65 261H64V263H65ZM69 261V260H68ZM78 261V260H77ZM84 261V260H83ZM138 261V260H137ZM154 261V262H155ZM50 262V261H49ZM123 262V261H122ZM140 262V261H139ZM138 262V263H139ZM150 262H151V260H150ZM2 263V262H1ZM15 263H17V262H15ZM22 263V262H21ZM24 263H26V262H24ZM37 263V262H36ZM37 263V264H38ZM52 263V262H51ZM87 263V262H86ZM127 263V262H126ZM3 264V263H2ZM12 264V263H11ZM41 264V263H40ZM54 264V263H53ZM58 264V263H57ZM71 264H73V262L71 263ZM75 264V263H74ZM143 264V263H142ZM156 264V263H155Z\"/></svg>", "mask_w": 264, "mask_h": 264}, {"label": "crops", "instance_id": "obj_3", "mask_svg": "<svg viewBox=\"0 0 264 264\" xmlns=\"http://www.w3.org/2000/svg\"><path fill=\"white\" fill-rule=\"evenodd\" d=\"M254 187L257 191H261V198H264V164L257 168ZM260 215L264 218V211H260ZM262 218V219H263ZM264 263V261H263Z\"/></svg>", "mask_w": 264, "mask_h": 264}]
</instances>
